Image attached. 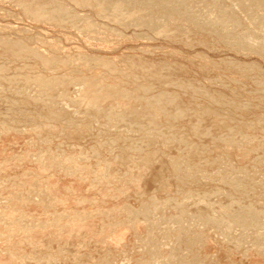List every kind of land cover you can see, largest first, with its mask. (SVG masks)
Returning a JSON list of instances; mask_svg holds the SVG:
<instances>
[{
  "label": "rangeland",
  "instance_id": "rangeland-1",
  "mask_svg": "<svg viewBox=\"0 0 264 264\" xmlns=\"http://www.w3.org/2000/svg\"><path fill=\"white\" fill-rule=\"evenodd\" d=\"M56 1L57 0H49V1L47 0L45 3H47V2L51 3V4L48 3L49 5H53L55 3H57V4L60 3L62 5H66V7L68 8L66 10V14L68 15V17L66 15L65 23L67 25L64 23H57L55 21L50 22L49 19H47V18H46L47 21H45V22L42 19H37V16L36 15L33 16V14L31 12H30L31 13L30 14L28 12L29 10L25 7L26 5H24V4H25L26 0L25 1H21V0H19V1L18 0H10V1L9 0H0V32H1L0 33V41H1L0 44L1 43L3 44L5 42V43H7V44L4 43L5 45H9V44L11 45L13 43L16 46L17 44H19L21 42V43H26V44L28 43V47H31V45L33 44L35 46V49L38 50L37 52H40L41 54L44 52V55H47V56H50V54H51L52 56H50V57H54L52 60L56 61L58 64V67L55 68V65L57 66V64H55L56 62H53L52 63L53 67L50 66V68H55V69L49 70V68H44V67L42 68V66H40L37 62H35L36 60H34V59L32 60L31 55H28L29 52H27V51L20 52L21 51L20 50L19 51L20 54L17 53L18 54V56H16L17 58H14L13 60H11V62L8 58L7 59L5 58V56H6V55H4L5 53L3 54L4 56L1 54L2 52L0 53V72L2 71V73H4L6 75L5 79H7V80H5V83L3 82V84H0V91L2 89L4 90V91L2 90V92L0 93L1 94L0 96H2L0 98V101L3 100V102L2 101L0 102V131H1L0 132V169H1L0 170V172H1L0 173L1 174L0 175L1 176L0 177V188L2 187L0 190L3 191V192L0 191V199L3 198V200H2L3 202L2 201L0 202V232H1L0 236L2 237V238L0 237V243H1L0 247L1 246L3 247V248H0V260L2 261L1 263L2 264H8L11 262L10 264H126L128 262L127 264H136V263L137 264H139V263L140 264H149V261H150V264H152L151 262L156 260L154 262H157L158 264H160V262H161V264H168V263L171 264L172 261H173L172 264L173 263H175V264H189V263L192 264L196 261L195 259L197 258L196 262H198V260H201L200 262L205 263L204 261L206 260V261H209V264H212V263L213 264H218V263L219 264H264V259H263L264 258V214H263L264 210H262V207H264V56H263L264 52L261 53V55L263 56L262 57L261 55L259 56L260 53L258 52V50L256 48H255L256 51H255V49L254 50L253 49L248 50L244 45H241V44H245L246 42L249 43V41L246 40L247 35H252V34L256 35V34H254L255 31L252 29L256 30V28H257V32L259 33L257 35V37L259 36V38L261 40H262V38L264 39V24L262 23L264 21V19H262L261 22H259L260 20H258L261 17V15H264V0H257V1L256 0H243V1L237 0V1H239V3L236 0H226L227 2L225 0H208V1L207 0H193V1L188 0L189 2H191V5H189V6H192V3H193V6H192L193 9L191 8V10L194 14L187 13L186 11H184L185 8H183V7L180 9L179 5H178L179 8L176 7L177 6V4H176V5H174V8H177V10L180 9L179 12H182L183 14L187 13L186 18H184V20H183V24L186 23L185 26H181V27L179 26L180 24L183 25L180 22V21H182V19L178 16L176 17V15L174 18L181 19L179 21L180 23H178L179 25L175 21H174V23H173V21H171L172 23H170L169 22L170 20L166 23L164 20H161V19L158 23L156 22L157 23L156 27H159V28L161 26V23H163V24L165 23L166 24V25L164 24L165 29L166 28L169 29L170 26L173 24L174 26L173 25H172L173 27L171 26V28H173V32H176V31L179 32V30L183 29L181 32H179V33L176 32L173 34H171L172 33L170 30L171 28L168 30L169 32L168 31L165 32V29L162 30L163 32L160 30H155L156 27L152 26L149 22H147V18L144 17V16H148V15H141V13L146 12L151 6L152 7L149 9V11H152V12H155V10L159 11L158 9H161V8H164V9L166 8V10L170 9V8H168L169 7L168 5H170L169 4L170 2H168L166 0H161V2H156V3H154V0H151V1L150 0H123L124 4L122 6L120 5V3L122 4L123 2L121 1L119 3L118 0H111V1L110 0H106V1H102V0L98 1L97 0V2L95 0V3L93 0V4H85V5L83 4V6H82V4H77V3L75 4L74 0H70V1L69 0H58L57 2ZM22 2H24V3H22ZM32 2H35V0H32ZM42 2L44 3V1H42ZM52 2H54V3L52 4ZM149 2H150V4H149ZM152 2L154 3V5ZM165 4H166V6H165ZM222 4H224V5H222ZM250 4L252 7L249 6ZM239 5L240 6L242 5L241 7H243V8H241ZM261 5H263V6H261ZM189 6H188V8H189ZM211 6H213V8H211ZM228 6L230 7V9L227 8ZM238 6L240 7L242 12L244 11V14L241 13V11L240 12L238 11V10H240V9H238ZM118 7H120V8H118ZM206 7H208V8H206ZM249 7L253 8V10L256 8L255 11L252 10L253 16H251V17H253V18H251L248 15V10H249L248 8ZM110 8H112V11ZM221 8H223V9H221ZM199 9H201V10H199ZM233 9L237 11V12L235 11L237 14L240 13L239 16L240 15L243 16L247 13L246 15L249 17H247L245 15V16H243V18L242 17L241 18L243 19V21H245V23L248 22L246 24L248 27L246 25L244 27L242 25H237V26L235 25V23H234L235 21L230 19L231 15L235 16V12ZM257 9L260 10L261 12H258ZM206 10L208 11V13ZM100 11H102V12H100ZM226 11H229L230 13L226 12ZM24 12H25V14H24ZM184 12H186V13H184ZM201 12H203V16H202ZM95 13H97V14H95ZM182 13H181V16H182ZM204 13H205V15L207 14V16H206L207 18L204 16ZM132 14H134V15H132ZM188 14H190V17H191V15H195V17L196 16L198 17L199 20L196 17L195 18L196 20L194 22H196L198 24L200 23L201 25L200 24L198 25L194 22L193 23L196 24L197 26H199L200 29L202 28L201 31H200V29L197 28L196 25L194 27L192 22L190 23V27L192 25L191 28L189 26H187L188 20L185 21V19H187V17H189V16H187ZM237 14L235 17L238 16ZM160 15L161 14H159L157 17L159 18L162 15H163V17H165L164 14H162L161 16ZM77 16L79 19L77 18ZM183 17H184V15H183ZM192 17H194V16H192ZM200 18H201V20H200ZM203 18H205L204 21H202ZM69 19H70V21L73 20L72 24L69 21L70 25H69V23H67V20H69ZM90 20H92V21H90ZM139 20H141V21H139ZM190 20H192V18ZM143 21H144V23H143ZM222 21L224 23L225 22L226 23L223 25ZM138 22H140V24H138ZM220 22L222 24H220ZM168 23L171 24V25H169V27H168ZM252 23H254L255 26H253ZM203 24H204V26H203ZM87 25H88V27H87ZM89 25H90V27H89ZM188 25H189V21H188ZM175 27L177 30H175ZM177 27H179V28H177ZM225 27L227 29H225ZM73 28H76V29L74 30ZM191 29H193V30L195 29L197 31L194 30L195 32L193 31L194 33L191 34V32H192ZM23 30H24V32H22ZM27 30H29V31L27 32ZM210 30H212V31H210ZM225 30H226V32H227V30H229V32L232 31L238 36L241 34L240 36H243V38L245 39L246 42L244 43L243 42L244 40H241L240 42H242V43H240V45H239L238 41H236L237 40L236 36L234 38H232L233 36L232 37L230 36L231 39H230V37L227 38L228 39L227 43L230 40V43L235 47L234 48L233 46H231L232 47L231 48L230 44L221 42L223 38L220 37V31L225 32ZM236 30H238V31H236ZM213 31L217 32V33H214ZM252 31H253V33H252ZM210 32H211V34H210ZM257 32H255V33H257ZM195 33H197V34H195ZM175 34H177V35H175ZM198 34L202 35L203 37L199 36ZM207 34H209V35H207ZM215 34H217L219 36V38ZM166 38H168V39H166ZM210 38L213 40H211ZM1 39H3V40H1ZM20 39H21V41H20ZM200 39L201 40L205 39L207 41V43L210 40V42L207 44L205 42V40H202V41H204V42L201 41L203 43L202 44L200 42ZM16 40L19 42L16 43L17 42ZM235 41L237 42V44ZM85 43H86V45H85ZM33 45H32V47H34ZM237 45L242 46V47H240L241 48L240 50H237L239 48V47H236ZM36 46H38L39 48ZM58 48H59V50H58ZM32 50H33V48H32ZM143 50L146 53H144ZM250 50H251V52L255 51L257 53H255V52L251 53ZM60 51H62V52L60 53ZM23 52H24V55H23ZM33 52H35V51L33 50ZM45 53H47V54H45ZM26 54H27V56H26ZM77 54L80 55L81 58L85 57L86 59L83 58V61H81L82 59L79 58V56ZM256 54H258V55H256ZM63 55H64V57H63ZM24 56L27 57L26 58L27 60H25ZM18 57H20V58H18ZM65 57H69L70 59H73V61L78 60L75 63L73 62V65H75L77 63H79V64H77V66L75 65V67H74L73 65H71L72 61L69 60L70 61V62L68 61L69 63L67 61H65V63L66 62L68 63L67 64L68 67L67 66L64 67V66H62L64 63L63 60L68 59ZM21 58H23V60H25L24 61L25 64L28 65L26 67L28 70L32 71L33 68H34V70H36V71L33 70L34 73L30 74V76L29 75L25 76V74L27 73L28 70L25 71L26 69L23 66L24 63L20 62V60H22ZM29 58L31 61L29 60ZM75 58H77V59H75ZM94 58H96L95 62L93 60ZM131 58H132V60H131ZM55 59H57V60H55ZM61 59H63L62 60L63 62L61 61ZM104 59L105 60L108 59V60L105 61ZM97 60L99 62L101 60V62L103 64H101V62L97 63ZM111 60H112V62H111ZM134 60H137L140 63H142L143 61L144 62L142 64H140ZM108 61H110V62H108ZM90 62H94L96 64H93V63L90 64ZM16 63H18V64H16ZM107 63L108 64L110 63L109 65H110V67H113L112 68L113 71L116 70L120 66L123 67L124 70H126V68H124V66H125V67H127V70L130 69L131 70L130 72L135 73L137 71L138 66H139V68H138V71L135 73L136 76L134 75L135 78L132 75H131V77L127 76L126 72H124L126 75H123L122 73H121L122 75H119V74L117 75L116 73H114V75H113V73H112V75H110L111 73H109V75H105L107 77H106V79H104V78H101V76H99L100 75L99 73H100V70H101V72L105 71L104 70L105 69L104 64H107ZM135 63L136 64L138 63V64L136 65ZM36 64H38L41 68L36 66ZM80 64H82V66H80ZM87 64L89 67L87 66ZM128 64H129L130 68L128 67ZM59 65H60V67H59ZM94 65H96V66H94ZM116 65H117V67H116ZM143 65L146 68L145 67L140 68V66H143ZM177 66H179V67H177ZM37 67H38V69H37ZM70 67L72 69H70ZM76 67H78V68H76ZM131 67L135 68L136 71H135V69H133ZM171 67H172V70H171ZM233 67H235V68H233ZM64 68H66V69H64ZM68 68L70 71H68ZM40 69H41V71H40ZM71 71H72V73H71ZM96 71H98L99 73L97 74ZM151 71H153V72H151ZM158 71H160V72H158ZM162 72H164V73H162ZM118 73H120V72H118ZM163 74H165V75H163ZM12 75H13V78L18 77V79H13ZM31 75H32V77H31ZM8 76H10V77H8ZM21 76L23 79L21 78ZM71 76H73V77H71ZM108 76H109V78H111V76H112V79H116V82L120 88H118V86H116L115 89L118 88V89H120V91H122L121 88H123L124 92L125 91H128V92H125L124 94H121L122 92H120V94H118L119 91L115 90V91H117V94H116V92L113 90L115 92V94L114 93L113 94L116 95L115 96L116 98L113 97L112 93H110L111 98L109 97V95H107L108 100L106 97L105 102H104L105 99L103 100L104 97L100 95V92H98L99 93L98 99L101 98L103 101L97 99V101H99L100 104L96 101L98 103V107H97V105L94 106V108H96V110H94V111H93L92 107L91 108L87 107L85 105V103L83 105L82 99H85V98H83V95H82L83 93L82 92H77L78 94L76 93L77 88L83 83V81H85V79H93L96 77L93 80L94 82H95V80L99 81L100 79L101 80L103 79L105 82V80L106 81L110 80V79H107ZM113 76L114 77L116 76V78H113ZM152 76L154 77L153 79L151 78ZM26 77H31L33 79L37 78L38 80L37 79H36V81L31 80V79L26 80ZM53 77H57V80H54V81H57V83H55V85H52L51 84L52 82L50 81V83L47 84L49 79L52 80ZM83 77H85V78H83ZM127 77H129V78H127ZM10 78L12 80H15V81L12 82V80ZM24 78H25V81H24ZM66 78L68 79V81ZM73 79L75 80V82ZM130 79H131V81H130ZM155 79H157V82H155L156 81ZM231 79H234V80H231ZM77 80H78V82H76ZM103 80H102V82H103ZM135 80H137L136 83H135ZM164 80H165V82H164ZM8 81L10 83H8ZM39 81H41V82H39ZM124 81H125V83H124ZM138 81H141V82H138ZM14 82H16V83H14ZM21 82H22V84H21ZM35 82H36V84H35ZM190 82H191V84H189ZM32 83H33V85H32ZM98 83H100V81ZM108 83H110V82H108ZM126 83L127 84H131V83L134 84L135 83V84L131 86V85H127ZM5 84H7V85H5ZM14 84H15V86H14ZM17 84H18V87H21V88L16 87ZM34 84H35V86H34ZM39 84H41V85H39ZM45 84H46V86H43ZM1 85H3L4 87ZM9 85H11V86H9ZM188 85H190V86H188ZM64 86H67V87L65 88ZM133 86L135 87V90L137 89L136 93L133 89L134 88ZM136 86L137 87L141 86V87L137 88ZM28 87H29V89H28ZM52 87H54V88H52ZM24 88H26V90H24ZM130 89H132L133 92ZM129 90H130V92H129ZM17 91H18V93H17ZM46 91L50 92V93L48 92L49 95L46 93L49 96V98L54 99V100L53 99L51 100L52 102L51 101L49 102V100H46V98L49 99L47 95L46 96L43 95V93ZM3 92H4V94H2ZM177 92H179L178 95L176 94ZM52 93H53V95H50ZM69 93H71V94H69ZM158 93H159V95H158ZM172 93H173V95H172ZM67 94L69 95V98H68ZM179 94H180V96H179ZM183 94L184 95L187 94L188 97L187 96L184 97ZM25 95H27V96H25ZM102 95H104V94H102ZM163 95L164 96L167 95L166 97L167 98L169 97V99L171 98L172 100L174 99V96H177V98L179 100L176 99V97H175L174 103L176 104V102L182 101L181 103H184V104H181L182 106L180 105V103L179 104L177 103L178 105H176V108H177V106L179 107V105H180V108H182L181 109L182 111L179 110L180 111L179 112L178 111L179 108L178 109L174 108L175 105H174V107H172V105L169 104L170 102H168L171 100L165 101V103L168 102L167 103L168 106L163 104V103L158 105L159 102L160 103L164 102V101H162V98L164 97ZM10 96H12V97H10ZM22 96L23 97L25 96V97L30 99V101H31L30 105H32L33 103L35 105L27 106L29 104L27 103V105H26L25 102H23L21 104ZM66 96H67V98H66ZM76 96L79 98H77ZM105 96H106V94H105ZM117 96L119 97V99ZM193 96H194V98H192ZM3 97H5V98L3 99ZM31 97H33V98H31ZM44 97H45V99H44ZM71 97L74 99H72ZM120 97H122V101L120 100ZM179 97H184V98H182L183 99L182 100ZM109 98H110V100H109ZM127 98H130V100L133 98L136 101V103H132V102H135L133 99L131 100L132 102H130V100H128ZM186 98H189V99L191 98L192 99L191 102H190V100H188V102H183L184 99H185V101H187ZM18 99H21V100H18ZM68 99H69V101H67ZM112 99H113V101H111ZM165 99L166 98L164 97L163 100H165ZM223 99H224V101H223ZM13 100L15 103H16V101L20 102V103L18 102L19 107L17 106L18 103H16L15 107L13 106V105H15L14 102H13L14 104L11 102ZM32 100H33V102H32ZM138 100L140 103L138 102ZM143 100H145L144 102H146L147 100L148 101L146 103L141 102ZM149 100L150 101L152 100L156 103L150 104ZM228 100H229V102H228ZM78 101H80V103H82V104H80ZM107 101L108 102L110 101V102L107 103ZM124 101H126V102H124ZM10 102H11V104H10ZM129 102H130V104H132V106L129 104ZM24 103H25V105L23 106ZM69 103H71V104H69ZM104 103H105V105H104ZM124 103H128V104H124ZM232 103H233V105H232ZM9 104H10V106H9ZM122 104L124 105V107H126V109L128 108L129 110L125 109L124 113H123V105ZM189 104L191 105V107L189 106ZM202 104H203V106H202L203 110L201 111V105ZM75 105H77L81 109L78 108L77 106L74 107ZM100 105H103V106L101 107ZM115 105H116V107H113ZM128 105L131 106V107L129 106L130 108H132L133 106H134V108H132L130 110ZM163 105H165V107ZM169 105H171L170 108H169ZM197 105H198V107H197ZM205 105L206 106L210 105V106L206 107ZM82 106H84V107H82ZM120 106H122V107H120ZM135 106L136 107L138 106L137 107L138 110H136ZM162 106H163V108H162ZM204 106H205V108H204ZM147 107H148V109H146V110H150V107H151L152 112L147 111L148 115L150 114L149 115L150 118L143 120L142 117L145 118V116H147L146 115L147 112L144 111L145 108H147ZM187 107H188V109H187ZM189 107L190 108L193 107L192 109H194V110L191 111V109ZM209 107H210V109L212 108L211 109L212 112H211V110H209ZM18 108L21 110L20 112L23 114L18 112L19 111ZM22 108L24 109L23 111H22ZM87 108L92 110V111H90L91 113L86 110ZM97 108L98 109L104 108L105 111L102 109L103 114H105L107 116L102 115V110H100L101 111L100 114H99V110H98V113H97L98 115L95 113V115H97V116H92L91 114L94 115V112L97 111ZM51 109L55 110V112L59 113V114L53 113L54 114L53 115L51 112L52 111ZM139 109L141 111H139ZM189 109H190V111H189ZM213 110H214V113L217 111L215 113L216 115L213 114ZM121 111H122V113H121ZM126 111H127V116H132V118L131 117L130 118H131L132 122L134 123V125L129 120L130 118L125 116ZM128 111L129 112L132 111L131 112L132 114L130 113L131 114L130 115ZM157 111H160L161 114L163 112V114H162V116L164 115L163 119H162L161 114H158ZM193 111H194V113H193ZM204 111L206 112L205 114H204ZM47 112L48 113L51 112L50 114L53 115V117L51 116L53 119L57 118V117L58 118L56 120L52 119L53 121L51 119H47V120H45L47 122L46 123L43 120V117L44 118L47 117L45 115V114L48 115ZM68 112H70V113L68 114ZM104 112H106V113H104ZM133 112L138 113L137 116H141V112H144V113H142L143 115L145 114V116L142 115L141 117H139L142 120V121H140L141 123L139 122V118L135 116L136 118H138V121L135 118L136 119L135 121H137V123L139 122L138 125H135L136 122L133 121L134 120L133 119V116H134ZM169 112H170V114L167 115ZM191 112L194 114L193 116L196 118L195 120H193L194 119L193 116H192L193 119L190 118L192 115ZM200 112H203V114ZM136 113H135V115H136ZM207 113H209L210 115ZM60 114H62V115L60 116ZM87 114L88 115L90 114V115L88 116ZM114 114H115V116H114ZM120 114H123V115L120 116ZM197 114H200V117L203 118L202 121L200 120L201 118ZM211 114H213V115H211ZM56 115H59V116H56ZM187 115L189 117L186 118ZM196 115L198 116L199 119L197 118ZM202 115H203V117H202ZM204 115L213 116V118L210 119L209 116L204 117ZM54 116H56V117H54ZM99 116H101V117H99ZM153 116H155V117H153ZM48 117H50V116L48 115ZM97 117L99 118V120H97L98 119ZM103 117H105V121H104ZM120 118H121V120H120ZM208 118L211 121V122L209 121L210 124L208 123ZM77 119H79V120H77ZM154 119H155V121H154ZM159 119H161V120H159ZM171 119H172V121H171ZM187 119H190V120L186 121ZM233 119L235 122L233 121ZM148 120L150 122H148ZM179 120H180V122L181 121L183 122V123L181 122L183 125L180 124V122H178ZM183 120H185L186 122H184ZM12 121L14 124L12 123ZM55 121L57 122V124ZM156 121L159 125L155 123ZM215 121H216V123H215ZM220 121L222 123H219ZM230 121H232V122H230ZM84 122H85V124H84ZM107 122H109V123H107ZM128 122H129V124H128ZM146 122H148L147 123L148 126L150 125L149 126L150 129L145 124ZM152 122H153L154 126L151 125ZM203 122H205V123H203ZM229 123H231V124H229ZM208 124L210 127L208 126ZM116 125H118V126H116ZM145 126H146V129H145ZM155 126L157 127V129ZM225 126H227V127H225ZM235 126H237V127H235ZM42 127H43V129H42ZM117 127H118V129H117ZM167 127H169V128H167ZM242 127L245 131L242 129ZM245 127H247V128L245 129ZM151 128H152V132L150 131ZM179 128H180V130H179ZM26 129H28V130H26ZM123 129L125 132L123 131ZM210 129L213 133L210 131ZM216 129L217 130L220 129L221 131L219 130V132L217 134L216 132H214V130H216ZM236 129L238 131H236ZM13 130H14V132H13ZM46 130H48V132ZM191 130H193V133ZM85 131H87V132H85ZM159 131L161 133H159ZM96 132H98L100 134H98ZM139 132H141V135ZM145 132H147L146 133L147 135H145ZM182 132H184V133H182ZM85 133L87 134V136ZM91 133H92V135H91ZM152 133H154V134H152ZM177 133H179V134H177ZM32 134H34V135L32 136ZM160 134H162V135H160ZM164 134H165V136H164ZM203 134H204V136H203ZM6 135H7V137H9L8 135H10L11 137L13 135V137H17V138H19V139L21 138V139H20V141H18L19 140L18 139L14 142L13 140L15 138L12 140L13 137L12 138L5 137L6 139L5 138L4 139L6 140L7 143L11 142V145H9V144L5 143V140H3V137ZM88 135H90L91 137ZM212 135H214V136H212ZM40 136L41 137L44 136L46 138L42 137V139H41ZM167 136H169L168 137V139L170 138L169 140L167 139ZM161 137L163 138V140ZM203 137L204 138L207 137V138L204 139ZM233 137H235V138H233ZM54 138H56V141L54 140ZM7 139H9V141H7ZM52 139H53V141H52ZM102 139H103V143H102ZM171 139L173 140V142ZM206 139L207 140L209 139V140L207 141ZM240 139L242 141L244 140L243 143ZM21 140H23V141L21 142ZM192 140H193V142H192ZM13 142L15 143V145ZM17 142H19V143L17 144ZM60 142H62V143H60ZM124 142L125 143L127 142V144H126L127 147H124L125 145H123V147L121 146L122 144H125ZM180 142H182V143H180ZM215 142L216 143L218 142V143L216 144ZM244 142H245V144H244ZM51 143H52V145H51ZM66 143H67V146H66ZM88 143H90V144H88ZM129 143H130L129 146H131V147L128 146ZM149 143H151V144L149 145ZM12 144H13V146H12ZM16 144L18 145L17 147H16ZM26 144H28V145H26ZM84 144H86V145H84ZM137 144H139L138 145L139 147L137 146ZM62 145L65 147H63ZM160 145H161V147H160ZM85 146H87V147H85ZM89 146H90V148H89ZM156 146H158V147H156ZM120 148H122V150ZM58 149H60V150H58ZM135 149H136V151H135ZM66 150H69V151H66ZM125 150L127 152H125ZM171 150H173L174 152ZM189 151L191 153H189ZM126 153H128V154H126ZM54 154H55V156H54ZM200 154H202V155H200ZM45 155H47V156H45ZM185 155H186V157H185ZM31 156H33V157H31ZM47 157H48V159H47ZM73 157L75 158L76 161L74 160ZM126 157H128L127 160H126ZM96 158H97V160H96ZM51 159H53V160H51ZM123 159H125V160H123ZM73 160H74V162H73ZM81 161H83V162H81ZM169 161L172 162L173 164L170 163ZM192 161H193V163H192ZM120 162H121V165H119ZM68 163H70V165ZM75 163L76 164L79 163L80 164L79 167L82 166V169L78 167L80 170H77L78 165L76 166ZM174 163H176V164H174ZM5 164L6 165L8 164L7 166L9 168H7V166H5ZM42 164H44V165H42ZM73 164L76 166V168H75L76 170L74 169ZM129 164L131 166L132 165L133 166L131 167ZM122 165H123V168H122ZM188 166H189V168H188ZM185 167H186V169H185ZM61 168H62V170H60ZM86 168H88V169H86ZM190 168H191V170H190ZM50 170H52V171H50ZM83 170H84V172H83ZM186 170H187V172H186ZM25 171H27L26 172L27 174H25ZM173 171H174V173H173ZM194 171H195V173H194ZM28 172H29V174H28ZM34 173H35V175H34ZM76 173H77V175H76ZM121 173H123V174H121ZM137 173H138V175H137ZM7 174H8V176H7ZM151 174L153 177H151ZM74 175H76V176H74ZM203 175H205V176H203ZM133 176L135 177V179H134L135 182L133 181V178H134ZM148 176H149V178H151L152 184L151 183L150 184L152 187H148V185L145 184L147 181L144 184L140 183L141 181H139V180L136 181L137 179H140V178L144 179V181H145L148 178ZM131 177H133V178H131ZM170 178H172V179H170ZM181 178L183 179V181ZM190 178H192V179H190ZM251 178H253V179L251 180ZM178 180H179V182H178ZM28 182H29V184H28ZM79 182H80V184H79ZM24 183H27V184H24ZM44 183H45V185H44ZM70 183H71V185H69ZM54 184H56V185H54ZM100 184H102V185H100ZM242 184H244V185H242ZM155 185H157V186H155ZM180 185H183L184 187L180 186ZM95 187H96V189H95ZM155 187H156V189H154ZM40 188H41V190H40ZM50 188H52V189H50ZM87 188H89V189H87ZM53 189L58 190V196L56 194L57 192H55L56 190H54L55 196L57 197V199L55 198L56 201L55 200L53 201V198L50 199V201L48 203V204H50L49 206H48V204H43L42 208H44V209L39 207V205L36 206V204L34 206H33V204H31L33 208L28 207L24 204L25 202L29 203L31 201L30 199L32 197L36 198V197H39L40 195L42 196L44 194V193H42L44 190L52 192ZM5 190H7V192ZM30 190L33 192L31 193ZM19 191H21V192H19ZM105 191H106V193H105ZM147 192L149 195L147 194ZM30 193H31V195H30ZM4 195H5V198L8 197V200L6 198L7 201L5 200ZM59 195L61 196V198ZM150 196H151V198H150ZM10 197L11 198L15 197L14 201L12 198V202L13 203L16 202L18 204L12 205ZM42 197H45V196L43 195ZM22 198H24V199L28 198L27 199L28 201L27 200L25 201ZM82 200H83V202H82ZM203 200H205V201H203ZM4 201L6 204L4 203ZM22 201L24 203H22ZM36 201L37 202H35V203H38V199H36ZM39 201H41V200H39ZM47 201H48V199H47ZM51 202H57L58 205L54 204L55 205L54 206L53 204H51ZM143 203H145V204H143ZM64 204H65V206H64ZM167 204H168V206H167ZM31 205H29V206H31ZM261 205H262V207H261ZM150 206H151V208H150ZM12 207H13V209H12ZM19 207L21 210L18 209ZM48 207H49V209H48ZM182 207H183V209H182ZM194 207H197V208H194ZM51 208L52 209L55 208V209L52 210ZM146 208L149 210H147ZM238 208H239V210H238ZM192 209L195 212H192ZM195 209H197V210L200 209L199 212L200 213L202 212L201 215L199 212H198L199 213L198 214ZM23 210L26 212H22ZM182 210H184V211H182ZM144 211H145V213H144ZM37 212H38V214H37ZM99 212H101L103 214H101ZM211 212H213V213H211ZM32 213H34V214H32ZM130 213H132V214H130ZM67 215H69V216H67ZM208 215L212 219L210 218L209 221H206L205 219H209ZM71 216H72V218H70ZM122 216H123V218H122ZM129 216H130V218H129ZM153 216H155V217H153ZM248 216H249V218H248ZM101 217L103 219H101ZM124 218L126 219V221ZM241 218H242V221H241ZM246 218H248V220ZM111 219L112 220L114 219V220L111 221ZM130 219H132V220H130ZM237 219H239L240 221ZM55 220H57V221H55ZM103 220H105L106 222L105 221L103 222ZM149 220H152L153 222L152 221L149 222ZM128 221H129V223H128ZM22 222L24 223V225ZM30 222H32V223H30ZM47 222H48V224H46ZM90 222H93V224H98V226L94 225V227H93L92 226L93 224L88 225V224H90ZM94 222H96V223H94ZM118 222H120V223H118ZM176 222H177V224H176ZM245 222L248 224H246ZM40 223L41 224L43 223V224L41 225ZM85 224L88 225L87 228H85L86 227ZM114 224L117 226L115 227ZM173 224H174V226H173ZM80 225H83L85 227H81ZM111 225H112V227H111ZM150 225H151V227H150ZM113 226H114V228H113ZM44 227H46V228H44ZM39 228L42 230H40ZM149 228H150V230H149ZM26 230H28V231H26ZM46 230L48 232H46ZM29 231L32 234H30ZM182 231H185V233H183ZM25 232H27V233H25ZM35 236H37V237L35 238ZM53 236H55V238ZM184 236H185V238H184ZM13 239H14V242H13ZM240 239H241V241H239ZM17 240H18V242H17ZM149 240H151V241H149ZM43 241H44V243H43ZM64 241L67 243H65ZM145 241H147V242L145 243ZM2 242H3V244H2ZM53 243H55V244L53 245ZM147 243L151 247H149L147 245ZM187 243H188V245H187ZM210 243H211V245H210ZM142 244H144V245H142ZM5 245H6V247H4ZM67 245H69V246H67ZM141 246H144V248ZM209 246H210V248H209ZM67 247H69V248H67ZM67 249H69V250H67ZM123 249H126V250H123ZM147 251H150V252L147 253ZM242 252H244V253L242 254ZM149 253H151L150 254L151 257H149L150 256ZM190 254H192V255L190 256ZM214 254H215L216 258L214 257ZM75 255H76V257H75ZM133 255H137V257L136 256L133 257ZM186 255H188V256H186ZM210 255L211 256L213 255L211 257V260H210ZM4 256H6V257H4ZM190 257H191V259H190ZM201 257L203 259H201ZM150 258L153 260H149ZM184 258L187 259V261H185ZM131 259H133V260H131ZM188 259H190V260L188 261ZM193 259H194V262H192ZM3 260L5 261V263H3ZM174 260L176 262H174ZM217 260H218V262H217ZM163 261H164V263H163ZM215 261H216V263H215ZM205 264H208V262H206Z\"/></svg>",
  "mask_w": 264,
  "mask_h": 264
},
{
  "label": "bare ground",
  "instance_id": "bare-ground-1",
  "mask_svg": "<svg viewBox=\"0 0 264 264\" xmlns=\"http://www.w3.org/2000/svg\"><path fill=\"white\" fill-rule=\"evenodd\" d=\"M9 1H10V0H9ZM18 1H19V0H18ZM21 1H25V0H21ZM42 1H44V3H43ZM46 1H47V0H41V1H40V0H35V2H32V0H26V2H25L24 5H26L25 7L29 10V11H28L29 13L31 12V13L33 14V16H34V15L37 16V19H42V20H44V22L47 21V19H49L50 22L55 21V22H57V23H64V24H66V23H65V21H66L65 17H66V15H67V14H66V10L68 9V8L66 7V5H62V4H60V3H58V4H57V3L53 4L55 1L52 2L53 5H49V4H51V3H49V2L45 3ZM48 1H49V0H48ZM57 1H58V0H57ZM57 1H56V2H57ZM69 1H70V0H69ZM74 1H75V4H76V3H77V4H82V6H83V4H84V5H85V4H93V0H74ZM98 1H99V0H98ZM102 1H106V0H102ZM102 1H101V2H102ZM110 1H111V0H110ZM118 1H119V3H120L121 1L123 2V0H118ZM150 1H151V0H150ZM166 1L170 2V3H169L170 5H168V6H169L168 8H170V9H167V10H166V8H165V9H164V8H161V9H158L159 11H156V10L154 9L155 12H152V11H149V9L152 7V6L150 5L151 7L149 6L150 8H149L146 12L141 13V15H148V16H144L145 18H147V22H149L152 26L156 27V24L160 21V19H161V20H164L165 23L168 22V21L170 20V21H169L170 23H172L171 21H173V23H174V21H175L177 24L180 23V22L183 24V20H184V18H186V14H187V13L194 14V13L192 12V10H191V8H192V6H193V3H192V6H189V5H191V2H189L188 0H166ZM190 1H191V0H190ZM192 1H193V0H192ZM207 1H208V0H207ZM225 1H226V0H225ZM236 1H237V0H236ZM236 1H235V2H236ZM242 1H243V0H242ZM256 1H257V0H256ZM13 2H14V1H13ZM50 2H51V1H50ZM96 2H97V0H96ZM156 2H161V0H160V1H159V0H154V3H156ZM163 2H164V1H163ZM195 2H196V1H195ZM205 2H206V1H205ZM226 2H227V1H226ZM226 2H225V3H226ZM237 2L239 3V1H237ZM248 2H249V1H248ZM262 2H263V1H262ZM17 3H18V2H17ZM22 3H24V2H22ZM33 3H34V4H33ZM48 3H49V4H48ZM94 3H95V0H94ZM134 3H135V2H134ZM152 3H153V2H152ZM154 3H153V5H154ZM171 3H172V4H171ZM230 3H231V2H230ZM244 3H245V2H244ZM258 3H259V2H258ZM73 4H74V3H73ZM105 4H106V3H105ZM123 4H124V2H123L122 4L120 3L121 6H122ZM131 4H132V3H131ZM149 4H150V2H149ZM176 4H177L176 7L179 8V6H180V9H181L182 7L185 8L186 10L184 9V11H186L187 13L184 12V13H186V14H183L182 12H179L180 9L177 10V8H174V5H176ZM201 4H202V3H201ZM209 4H210V3H209ZM226 4H227V3H226ZM145 5H146V4H145ZM147 5H148V4H147ZM158 5H159V4H158ZM160 5H161V4H160ZM178 5H179V6H178ZM204 5H205V4H204ZM210 5H211V4H210ZM222 5H224V4H222ZM230 5H231V4H230ZM232 5H233V4H232ZM243 5H244V4H243ZM246 5H247V4H246ZM103 6H104V5H103ZM112 6H113V5H112ZM115 6H116V5H115ZM134 6H135V5H134ZM161 6H162V5H161ZM163 6H164V5H163ZM165 6H166V4H165ZM188 6H189V8H188ZM198 6H199V5H198ZM239 6H240V5H239ZM239 6H238V9H240V7H241L242 5H241L240 7H239ZM249 6H251V4H250ZM261 6H263V5H261ZM68 7H69V6H68ZM79 7H80V6H79ZM96 7H97V6H96ZM109 7H110V6H109ZM156 7H157V6H156ZM208 7H209V6H208ZM208 7H206V8H208ZM233 7H234V6H233ZM247 7H248V6H247ZM251 7H252V6H251ZM251 7L248 8V9H249V10H248V15H249L250 17L253 16V14H252V10H253V8H251ZM253 7H254V6H253ZM26 8H25V9H26ZM93 8H94V7H93ZM118 8H120V7H118ZM147 8H148V7H147ZM196 8H197V7H196ZM203 8H204V7H203ZM211 8H213V6H211ZM223 8H224V7H223ZM223 8H221V9H223ZM227 8L230 9L229 6H228ZM241 8H243V7H241ZM84 9H85V8H84ZM95 9H96V8H95ZM110 9H111V11H112V8H110ZM145 9H146V8H145ZM192 9H193V8H192ZM245 9H246V8H245ZM245 9H244V10H245ZM255 9H256V8H255ZM255 9H254L253 11H255ZM260 9H261V8H260ZM1 10H2V9H1ZM23 10H24V9H23ZM119 10H120V9H119ZM137 10H138V9H137ZM143 10H144V9H143ZM151 10H152V9H151ZM199 10H201V9H199ZM208 10H209V9H208ZM219 10H220V9H219ZM233 10H234V9H233ZM257 10H258V9H257ZM25 11H26V10H25ZM97 11H98V10H97ZM139 11H140V10H139ZM197 11H198V10H197ZM206 11H207V10H206ZM229 11H230V10H229ZM229 11H226V12H229ZM231 11H232V10H231ZM235 11H236V10H234V12H235ZM238 11L240 12L241 9L238 10ZM100 12H102V11H100ZM120 12H121V11H120ZM136 12H137V11H136ZM236 12H237V11H236ZM236 12H235V16H236V14H237ZM258 12H261V11L258 10ZM31 13H30V14H31ZM181 13H182V16H181ZM201 13H202V16H203V12H201ZM207 13H208V11H207ZM229 13H230V12H229ZM241 13L244 14V11H243V12L241 11ZM24 14H25V12H24ZM30 14H29V15H30ZM72 14H73V13H72ZM95 14H97V13H95ZM111 14H112V13H111ZM159 14H161V15L164 14L165 17H163V15H162V16L160 15L161 17L158 18L157 16H158ZM178 14H179L180 16H179ZM190 14H188L187 16L190 17ZM216 14H217V13H216ZM239 14H240V13H239ZM239 14H237V15H238L237 17L231 15V16H230V19H232V20L235 21L234 23H235L236 26H237V25H242V26L244 27L248 22L245 23V21H243L242 18H243V16H245L247 13H246L245 15H243V16H241V15L239 16ZM260 14H261V13H260ZM74 15H75V14H74ZM130 15H131V14H130ZM132 15H134V14H132ZM175 15H176V17H177V16L180 17V18L182 19V21H180L181 19H178V18L176 19V18H174ZM183 15H184V17H183ZM221 15H222V14H221ZM255 15H256V14H255ZM97 16H98V15H97ZM135 16H136V15H135ZM192 16H194V17H192ZM202 16H201V17H202ZM204 16L206 17L207 14L205 15V13H204ZM246 16H247V15H246ZM249 16H247V17H249ZM67 17H68V15H67ZM133 17H134V16H133ZM142 17H143V16H142ZM182 17H183V18H182ZM189 17H187V19H185V21H187V20L189 21V25H188V21H187V26L190 27V23L192 22L193 26L195 27V25L198 24V23L194 22V21L196 20L195 18H196L197 16L195 17V15H191V17H190V18H189ZM241 17H242V18H241ZM247 17H246V18H247ZM46 18H47V19H46ZM72 18H73V17H72ZM75 18H76V17H75ZM77 18H78V16H77ZM80 18H81V17H80ZM107 18H108V17H107ZM191 18H192V20H190ZM193 18H194V19H193ZM206 18H207V17H206ZM251 18H253V17H251ZM78 19H79V18H78ZM81 19H82V18H81ZM113 19H114V18H113ZM197 19H198V17H197ZM204 19H205V18H203L202 21H204ZM247 19H248V18H247ZM262 19H264V15H261V17L258 19V20H260L259 22H261ZM74 20H75V19H74ZM76 20H77V19H76ZM84 20H85V19H84ZM130 20H131V19H130ZM198 20H199V19H198ZM200 20H201V18H200ZM29 21H30V20H29ZM39 21H40V20H39ZM69 21H70V19L67 20V23H69ZM72 21H73V20H72ZM72 21H70L71 24H72ZM81 21H82V20H81ZM90 21H92V20H90ZM122 21H123V20H122ZM139 21H141V20H139ZM179 21H180V22H179ZM31 22H32V21H31ZM33 22H34V21H33ZM93 22H94V21H93ZM156 22H157V23H156ZM193 22L196 23V24H194ZM231 22H232V21H231ZM88 23H89V22H88ZM143 23H144V21H143ZM165 23H164V24H165ZM170 23H168V27H169V25H171ZM176 23H175V24H176ZM222 23H223V25H224L226 22L224 23V22L222 21ZM222 23L220 22V24H222ZM255 23H256V22H255ZM262 23L264 24V21H263ZM262 23H261V24H262ZM37 24H38V23H37ZM121 24H122V23H121ZM126 24H127V23H126ZM134 24H135V23H134ZM138 24H140V22H138ZM164 24L161 23V26H162V25L164 26ZM185 24H186V23H184L183 25H181V24H180V25L178 24V25L181 27V26H185ZM199 24H200V23H199ZM199 24H198V25H199ZM252 24H253V26H255L254 23H252ZM257 24H258V23H257ZM57 25H58V24H57ZM66 25H67V24H66ZM69 25H70V23H69ZM79 25H80V24H79ZM123 25H124V24H123ZM141 25H142V24H141ZM165 25H166V24H165ZM172 25H173V24H172ZM172 25H171V26H172ZM200 25H201V24H200ZM158 26H159V25H158ZM161 26H160V28H159V27H156L157 29L155 28V30H160V31H162L163 29H165V26H164V27H163V26L161 27ZM171 26H170V28H171ZM173 26H174V25H173ZM173 26H172V27H173ZM175 26H176V25H175ZM187 26H186V27H187ZM196 26H197V25H196ZM203 26H204V24H203ZM228 26H229V25H228ZM228 26H227V27H228ZM246 26H247V25H246ZM77 27H78V26H77ZM87 27H88V25H87ZM89 27H90V25H89ZM94 27H95V26H94ZM191 27H192V25H191ZM191 27H190V28H191ZM209 27H210V26H209ZM247 27H248V26H247ZM247 27H246V28H247ZM69 28H70V27H69ZM85 28H86V27H85ZM170 28H169V29H170ZM177 28H179V27H177ZM197 28L200 29L199 26H197ZM197 28H196V29H197ZM211 28H212V27H211ZM239 28H240V27H239ZM249 28H250V27H249ZM261 28H262V27H261ZM25 29H26V28H25ZM73 29L75 30L76 28H73ZM83 29H84V28H83ZM83 29H82V30H83ZM94 29H95V28H94ZM166 29H167V30H166ZM166 29H165V32L169 30L168 28H166ZM181 29H182V28H181ZM185 29H186V28H185ZM185 29H184V30H185ZM198 29H197V30H198ZM201 29H202V28H201ZM201 29H200V31H201ZM206 29H207V28H206ZM225 29H227V28L225 27ZM80 30H81V29H80ZM85 30H86V29H85ZM85 30H84V31H85ZM90 30H91V29H90ZM170 30H171V32H172L171 34L178 32V31L173 32V28H171ZM175 30H177L176 27H175ZM182 30H183V29H182ZM182 30H179V32H181ZM194 30H195V29H194ZM194 30L191 29V31H192L191 34L194 33L195 31H197V30H195V31H194ZM215 30H216V29H215ZM252 30H254L255 32H257V28H256V30H255V29H252ZM28 31H29V30H27V32H28ZM97 31H98V30H97ZM99 31H100V30H99ZM107 31H108V30H107ZM117 31H118V30H117ZM193 31H194V32H193ZM206 31H207V30H206ZM210 31H212V30H210ZM236 31H238V30H236ZM241 31H242V30H241ZM22 32H24V30H23ZM162 32H163V31H162ZM168 32H169V31H168ZM168 32H167V33H168ZM179 32H178V33H179ZM189 32H190V31H189ZM213 32H214V31H213ZM255 32H254V34H256V35H253V34H252V35H247V34H246V35H247L246 40L249 41V43H248V42L245 41V39L243 38V36H240L241 34H240L239 32H238V33H239L240 35L238 36V35H236V34H235L234 32H232V31L229 32V30H227V32H226V30H225V32L220 31V37L223 38L221 42L227 43V40H228L227 38H229L230 36H231V37L233 36L232 38H234V37L236 36V39H237L236 41H238V44H239V45H240V43H242V42H240V41H241V40H244L243 42H244V43L246 42V43H245V44H241V45H244L248 50H249V49H253V50H254V49L256 48V49L258 50V52L260 53V54H259V56H260L261 53L264 52V39L262 38V40H261V39L259 38V36L257 37V35H258L259 33H258V32L255 33ZM0 33H1V32H0ZM75 33H76V32H75ZM178 33H177V34H178ZM214 33H217V32H214ZM214 33H213V34H214ZM229 33H230V34H229ZM238 33H237V34H238ZM247 33H248V32H247ZM252 33H253V31H252ZM82 34H83V33H82ZM169 34H170V33H169ZM171 34H170V35H171ZM177 34H175V35H177ZM195 34H197V33H195ZM200 34H201V33H200ZM210 34H211V32H210ZM90 35H91V34H90ZM92 35H93V34H92ZM121 35H122V34H121ZM150 35H151V34H150ZM154 35H155V34H154ZM189 35H190V34H189ZM198 35H199V34H198ZM207 35H209V34H207ZM207 35H206V36H207ZM215 35L219 38V36H218L217 34H215ZM107 36H108V35H107ZM123 36H124V35H123ZM166 36H167V35H166ZM196 36H197V35H196ZM199 36H202V35H199ZM260 36H261V35H260ZM21 37H22V36H21ZM35 37H36V36H35ZM40 37H41V36H40ZM40 37H39V38H40ZM149 37H150V36H149ZM168 37H169V36H168ZM202 37H203V36H202ZM231 37H230V39H231ZM26 38H27V37H26ZM28 38H29V37H28ZM37 38H38V37H37ZM93 38H94V37H93ZM97 38H98V37H97ZM110 39H111V38H110ZM128 39H129V38H128ZM166 39H168V38H166ZM190 39H191V38H190ZM210 39H211V38H210ZM215 39H216V38H215ZM1 40H3V39H1ZM7 40H8V39H7ZM29 40H30V39H29ZM36 40H37V39H36ZM46 40H47V39H46ZM89 40H90V39H89ZM93 40H94V39H93ZM142 40H143V39H142ZM187 40H188V39H187ZM202 40H205V39H202ZM202 40L200 39V42H201ZM211 40H213V39H211ZM223 40H224V41H223ZM225 40H226V41H225ZM4 41H5V40H4ZM16 41H17V40H16ZM20 41H21V39H20ZM24 41H25V40H24ZM39 41H40V40H39ZM47 41H48V40H47ZM96 41H97V40H96ZM105 41H106V40H105ZM173 41H174V40H173ZM236 41H235V42H236ZM0 42H1V41H0ZM18 42H19V41H17L16 43H18ZM70 42H71V41H70ZM153 42H154V41H153ZM192 42H193V41H192ZM202 42H204V41H202ZM202 42H201V43H202ZM205 42L207 43L206 40H205ZM209 42H210V40L208 41V43H209ZM4 43H5V42H4ZM4 43H3V44H4ZM20 43H21V42H20ZM20 43L17 44L16 46H15V44H13V43H12L13 45H12V44L10 45L9 43H8L9 45H5V44H7V43H5V44L3 45V44L1 43L2 45L0 44V49H1V50H0V53L2 52V53H1L2 55L5 53V54H4V55H6L5 58H6V59L8 58V59L10 60V62H11V60H13L14 58H17V57H16V56H18L17 53L20 54V52H22V51H24V52L27 51V52H29V54H28V53H27V54H28V55H31L32 60H33V59L36 60L35 62H37L40 66H42V68H43V67H44V68H49V70H50V69H55L56 67H58L57 62L54 61V60H52L54 57H50V56H52L51 54H50V56H47V55H44V52H43L42 54H41L40 52H37L38 50L35 49V46L32 44L34 47H32V45H31V47H32L33 50L35 51V52H33L32 48H31V47H28V43H27V44H26V43H21V44H20ZM31 43H32V42H31ZM31 43H30V44H31ZM39 43H40V42H39ZM42 43H43V42H42ZM173 43H174V42H173ZM201 43H200V44H201ZM206 43H205V44H206ZM208 43H207V44H208ZM46 44H47V43H46ZM202 44H203V43H202ZM212 44H213V43H212ZM227 44H230V47L233 46V45L230 43V40H229V42H228ZM236 44H237V42H236ZM43 45H44V44H43ZM51 45H52V44H51ZM54 45H55V44H54ZM85 45H86V43H85ZM187 45H188V44H187ZM239 45L236 46V47H239L237 50H240V49H241L240 47H242V46H239ZM92 46H93V45H92ZM36 47H38V46H36ZM48 47H49V46H48ZM112 47H113V46H112ZM233 47H234V46H233ZM38 48H39V47H38ZM53 48H54V47H53ZM231 48H232V47H231ZM234 48H235V47H234ZM48 49H49V48H48ZM51 49H52V48H51ZM109 49H110V48H109ZM242 49H243V48H242ZM256 49H255V51H256ZM20 50H21V51H20ZM40 50H41V49H40ZM58 50H59V48H58ZM116 50H117V49H116ZM133 50H134V49H133ZM160 50H161V49H160ZM248 50H247V51H248ZM19 51H20V52H19ZM143 51H144V50H143ZM166 51H167V50H166ZM245 51H246V50H245ZM255 51H252V52H255ZM24 52H23V55H24ZM41 52H42V51H41ZM45 52H46V51H45ZM61 52H62V51H60V53H61ZM152 52H153V51H152ZM167 52H168V51H167ZM250 52H251V50H250ZM252 52H251V53H252ZM36 53H37V54H36ZM55 53H56V52H55ZM144 53H146V52L144 51ZM255 53H257V52H255ZM27 54H26V56H27ZM45 54H47V53H45ZM48 54H49V53H48ZM58 54H59V53H58ZM263 54H264V53H263ZM4 55H3V56H4ZM23 55H22V56H23ZM77 55H78V54H77ZM82 55H83V54H82ZM84 55H85V54H84ZM256 55H258V54H256ZM58 56H59V55H58ZM69 56H70V55H69ZM78 56H79V58H81L80 55H78ZM97 56H98V55H97ZM261 56H262V55H261ZM263 56H264V55H263ZM263 56H262V57H263ZM24 57H25V56H24ZM24 57H23V58H24ZM31 57H30V58H31ZM63 57H64V55H63ZM131 57H132V56H131ZM5 58H4V59H5ZM18 58H20V57H18ZM23 58H21L22 60H20V62L24 63L23 66H24V68L26 69L25 71H27L28 69H27L26 67H27L28 65H26L25 62H24L25 60H27V59H26L27 57H25V60H23ZM30 58H29V60H30ZM65 58H68V59H66V60L61 59V61H62V60L64 61L63 65H62V66H64V67H66V66L68 67L67 64H68L70 61H72V62H71V63H72L71 65H73V62L75 63V62L78 61V60H77V61H73V59H70L69 57H65ZM83 58L86 59L85 57H83ZM83 58H81V59H82L81 61H83ZM104 58H105V57H104ZM118 58H119V57H118ZM121 58H122V57H121ZM6 59H5V60H6ZM75 59H77V58H75ZM75 59H74V60H75ZM89 59H90V58H89ZM95 59H96V58L93 59L94 62H95ZM112 59H113V58H112ZM135 59H136V58H135ZM15 60H16V59H15ZM15 60H14V61H15ZM55 60H57V59H55ZM69 60H70V61H69ZM104 60H105V59H104ZM107 60H108V59H107ZM107 60H105V61H107ZM121 60H122V59H121ZM131 60H132V58H131ZM7 61H8V60H7ZM16 61H17V60H16ZM30 61H31V60H30ZM61 61H60V62H61ZM63 61H62V62H63ZM65 61H67V62L69 61V62H68V63H67V62L65 63ZM86 61H87V60H86ZM86 61H85V62H86ZM91 61H92V60H91ZM105 61H104V62H105ZM114 61H115V60H114ZM114 61H113V62H114ZM124 61H125V60H124ZM134 61L138 62L137 60H134ZM139 61H140V60H139ZM222 61H223V60H222ZM10 62H9V63H10ZM33 62H34V61H33ZM53 62H56L55 64H57V66L55 65V68H50V66H52V63H53ZM79 62H80V61H79ZM94 62H90V64H92V63H93V64H96V63H94ZM98 62H99V61L97 60V63H98ZM100 62H101V60H100ZM100 62H99V63H100ZM108 62H110V61H108ZM111 62H112V60H111ZM143 62H144V61H143ZM143 62H142V63H143ZM225 62H226V61H225ZM12 63H13V62H12ZM14 63H15V62H14ZM18 63H19V62H18ZM18 63H16V64H18ZM87 63H88V62H87ZM115 63H116V62H115ZM115 63H114V64H115ZM128 63H129V62H128ZM138 63H140V62H138ZM138 63H137V64H138ZM142 63H140V64H142ZM220 63H221V62H220ZM38 64H36V66L40 67ZM60 64H61V63H60ZM77 64H79V63H77ZM77 64H75V65L77 66ZM101 64H103V63L101 62ZM109 64H110V63H109ZM109 64H108V63H107V64H104V66H105V69H104V70H105V71H102L103 73L101 72L100 69H99V70H100V73H99L98 71H96L97 74H98V73L100 74L99 76H101V78L106 79L107 76H105V75H109V73H111L110 75H112V73H113V75H114V73H116L117 75H118V74H119V75H122V74H123V75H126V74H127V76H129V77H131V75H132V76L135 78V76H136L135 73L138 71V68H139V66H138L137 71H136V69L133 68L134 66L131 67V68L135 69V71H136L135 73H134V72H130V71H131L130 69L127 70V67H125V66H124V68H126V70H124L123 67L120 66V67H118L116 70L113 71V70H112L113 67H110ZM111 64H112V63H111ZM114 64H113V65H114ZM135 64H136V63H135ZM135 64H134V65H135ZM137 64H136V65H137ZM144 64H145V63H144ZM33 65H34V64H33ZM75 65H73V66L75 67ZM99 65H100V64H99ZM126 65H127V64H126ZM130 65H131V64H130ZM8 66H9V65H8ZM15 66H16V65H15ZM80 66H82V64H80ZM87 66H88V64H87ZM94 66H96V65H94ZM97 66H98V65H97ZM114 66H115V65H114ZM131 66H132V65H131ZM170 66H171V65H170ZM38 67H37V69H38ZM52 67H53V66H52ZM59 67H60V65H59ZM88 67H89V66H88ZM98 67H99V66H98ZM100 67H101V66H100ZM116 67H117V65H116ZM128 67H129V64H128ZM143 67H145V66H144V65H143V66H140V68H143ZM177 67H179V66H177ZM4 68H5V67H4ZM13 68H14V67H13ZM40 68H41V67H40ZM76 68H78V67H76ZM129 68H130V67H129ZM145 68H146V67H145ZM174 68H175V67H174ZM233 68H235V67H233ZM64 69H66V68H64ZM70 69H72V68L70 67ZM133 69H132V70H133ZM152 69H153V68H152ZM152 69H151V70H152ZM177 69H178V68H177ZM3 70H4V69H3ZM23 70H24V69H23ZM33 70H34V68H33ZM33 70H32V71H31V70H28L27 73L25 74V76H26V75H29V76H30V74H33L34 71H36V70H34V71H33ZM59 70H60V69H59ZM75 70H76V69H75ZM84 70H85V69H84ZM139 70H140V69H139ZM143 70H144V69H143ZM153 70H154V69H153ZM171 70H172V67H171ZM10 71H11V70H10ZM25 71H24V72H25ZM30 71H31V72H30ZM40 71H41V69H40ZM46 71H47V70H46ZM51 71H52V70H51ZM57 71H58V70H57ZM68 71H70L69 68H68ZM110 71H111V72H110ZM141 71H142V70H141ZM145 71H146V70H145ZM186 71H187V70H186ZM7 72H8V71H7ZM61 72H62V71H61ZM78 72H79V71H78ZM118 72H120V73H118ZM124 72H126V74H125ZM139 72H140V71H139ZM151 72H153V71H151ZM158 72H160V71H158ZM181 72H182V71H181ZM9 73H10V72H9ZM9 73H8V74H9ZM54 73H55V72H54ZM71 73H72V71H71ZM121 73H122V74H121ZM132 73H133V74H132ZM162 73H164V72H162ZM3 74H4V73H2V71H1V72H0V84H3V82L5 83V80H7V79H5V78H6V75H5V74L3 75ZM6 74H7V73H6ZM20 74H21V73H20ZM23 74H24V73H23ZM38 74H39V73H38ZM83 74H84V73H83ZM151 74H152V73H151ZM165 74H166V73H165ZM165 74H163V75H165ZM182 74H183V73H182ZM72 75H73V74H72ZM76 75H77V74H76ZM134 75H135V76H134ZM148 75H149V74H148ZM14 76H15V75H14ZM18 76H19V75H18ZM34 76H35V75H34ZM40 76H41V75H40ZM40 76H39V77H40ZM52 76H53V75H52ZM69 76H70V75H69ZM78 76H79V75H78ZM137 76H138V75H137ZM145 76H146V75H145ZM150 76H151V75H150ZM150 76H149V77H150ZM156 76H157V75H156ZM170 76H171V75H170ZM8 77H10V76H8ZM31 77H32V75H31ZM31 77H26V80H30V79H31V80H35V81H36L37 78H34V79H33V78H31ZM58 77H59V76H58ZM71 77H73V76H71ZM80 77H81V76H80ZM97 77H98V76H97ZM123 77H124V76H123ZM129 77H127V78H129ZM133 77H132V78H133ZM139 77H140V76H139ZM149 77H148V78H149ZM12 78H13V75H12ZM21 78H22V76H21ZM83 78H85V77H83ZM90 78H91V77H90ZM95 78H96V77H95ZM95 78H93V79H85V81L82 80L83 83H82L81 85L79 84L80 86H79L78 88L75 86V87L77 88L76 93H77V92H82V93H83V94H82V95H83V98H85V99H82V101H83V105H84V103H85V105H86L87 107H89V108L92 107L93 111L96 110V108H94V106L97 105V107H98V103L100 104V102L97 101V99L99 98V96H98L99 93H98V92H100V95L104 97V98L102 97L103 100L105 99L104 102L106 101V97H107V95H109V97H110V93H112L113 97L116 96V95H114L115 92H116V94H117V91H115V90H118V91H119L118 94H120V92H122L121 94H124L125 92H128V91H125V92H124V91H123V90H124L123 88H121L122 91H120V89H118V88H120V87H119V85L117 84L116 79H112V76H111V78H109V76H108L107 79H110V80H107V81L105 80V82H104V80L102 79L104 83L102 82L101 79L99 80L100 83H98L99 81H96V80H95V82H94L93 80H94ZM113 78H116V76H115V77L113 76ZM151 78L153 79L154 77L152 76ZM157 78H158V77H157ZM8 79H9V78H8ZM10 79H11V78H10ZM13 79H18V77H17V78H13ZM19 79H20V78H19ZM22 79H23V78H22ZM41 79H42V78H41ZM44 79H45V78H44ZM66 79H67V78H66ZM66 79H65V80H66ZM70 79H71V78H70ZM70 79H69V80H70ZM78 79H79V78H78ZM80 79H81V78H80ZM149 79H150V78H149ZM158 79H159V78H158ZM11 80H12V79H11ZM11 80H10V81H11ZM37 80H38V79H37ZM46 80H47V79H46ZM52 80H53V81H52ZM52 80L49 79L48 83H47V82H46V83L49 84L50 81H51V82H52L51 84H52V85H55V83H57V81H54V80H57V77H53ZM59 80H60V79H59ZM62 80H63V79H62ZM73 80H74V79H73ZM113 80H114V81H113ZM146 80H147V79H146ZM155 80H156L155 82H157V79H155ZM185 80H186V79H185ZM231 80H234V79H231ZM13 81H15V80H12V82H13ZM24 81H25V78H24ZM67 81H68V79H67ZM82 81H81V82H82ZM127 81H128V80H127ZM130 81H131V79H130ZM158 81H159V80H158ZM39 82H41V81H39ZM74 82H75V80H74ZM76 82H78V80H77ZM101 82H102V83H101ZM106 82H107V83H106ZM108 82H110V83H108ZM136 82H137V80H135V83H136ZM138 82H141V81H138ZM149 82H150V81H149ZM164 82H165V80H164ZM170 82H171V81H170ZM184 82H185V81H184ZM8 83H10V82L8 81ZM8 83H7V84H8ZM14 83H16V82H14ZM23 83H24V82H23ZM30 83H31V82H30ZM59 83H60V82H59ZM59 83H58V84H59ZM61 83H62V82H61ZM124 83H125V81H124ZM135 83H134V84H135ZM158 83H159V82H158ZM187 83H188V82H187ZM7 84H5V85H7ZM21 84H22V82H21ZM35 84H36V82H35ZM35 84H34V86H35ZM43 84H44V83H43ZM62 84H63V83H62ZM65 84H66V83H65ZM73 84H74V83H73ZM126 84H127V83H126ZM134 84L131 83V84H127V85H131V86H132V85H134ZM138 84H139V83H138ZM144 84H145V83H144ZM144 84H143V85H144ZM166 84H167V83H166ZM184 84H185V83H184ZM184 84H183V85H184ZM189 84H191V82H190ZM30 85H31V84H30ZM32 85H33V83H32ZM39 85H41V84H39ZM76 85H77V84H76ZM120 85H121V84H120ZM154 85H155V84H154ZM1 86H3V85H1ZM9 86H11V85H9ZM9 86H8V87H9ZM14 86H15V84H14ZM19 86H20V85H19ZM28 86H29V85H28ZM43 86H46V84L43 85ZM43 86H42V87H43ZM71 86H72V85H71ZM116 86H118V88L115 89ZM137 86H138V85H137ZM137 86H136V87H137ZM163 86H164V85H163ZM184 86H185V85H184ZM188 86H190V85H188ZM3 87H4V86H3ZM16 87H18V84H17ZM16 87H15V88H16ZM38 87H39V86H38ZM49 87H50V86H49ZM64 87L66 88L67 86H64ZM69 87H70V86H69ZM73 87H74V86H73ZM133 87H134V86H133ZM140 87H141V86H140ZM140 87H137V88H140ZM194 87H195V86H194ZM244 87H245V86H244ZM15 88H14V89H15ZM18 88H21V87H18ZM31 88H32V87H31ZM43 88H44V87H43ZM52 88H54V87H52ZM128 88H129V87H128ZM1 89H2V88H1ZM7 89H8V88H7ZM9 89H10V88H9ZM28 89H29V87H28ZM33 89H34V88H33ZM38 89H39V88H38ZM44 89H45V88H44ZM50 89H51V88H50ZM73 89H74V88H73ZM133 89H134V91H135V93H136L137 89L135 90V87H134ZM184 89H185V88H184ZM187 89H188V88H187ZM2 90H3V89H2ZM2 90L0 91V93L2 92ZM24 90H26V88H24ZM51 90H52V89H51ZM99 90H100V91H99ZM113 90H114L115 92H114ZM130 90L133 92L132 89H130ZM130 90H129V92H130ZM197 90H198V89H197ZM3 91H4V90H3ZM10 91H11V90H10ZM15 91H16V90H15ZM21 91H22V90H21ZM21 91H20V92H21ZM42 91H43V90H42ZM140 91H141V90H140ZM192 91H193V90H192ZM48 92H49V91H48ZM48 92H47V91L44 92L43 95H44V96H46L47 94L49 95L50 92H49V93H48ZM64 92H65V91H64ZM73 92H74V91H73ZM17 93H18V91H17ZM36 93H37V92H36ZM46 93H47V94H46ZM67 93H68V92H67ZM113 93H114V94H113ZM178 93H179V92H177L176 94L178 95ZM2 94H4V92H3ZM32 94H33V93H32ZM69 94H71V93H69ZM77 94H78V93H77ZM102 94H104V95H102ZM105 94H106V96H105ZM140 94H141V93H140ZM166 94H167V93H166ZM193 94H194V93H193ZM239 94H240V93H239ZM0 95H1V94H0ZM18 95H19V94H18ZM30 95H31V94H30ZM34 95H35V94H34ZM48 95H47V96H48ZM50 95H53V93L50 94ZM59 95H60V94H59ZM65 95H66V94H65ZM65 95H64V96H65ZM67 95H68V94H67ZM79 95H80V94H79ZM134 95H135V94H134ZM158 95H159V93H158ZM169 95H170V94H169ZM172 95H173V93H172ZM25 96H27V95H25ZM25 96H24V97L22 96V102H21V104H22L23 102H25L26 105H27V103L29 104V105H27V106H33V105H35L34 103H33L32 105H30V104H31V103H30V102H31L30 99L27 98V97H25ZM28 96H29V95H28ZM71 96H72V95H71ZM74 96H75V95H74ZM77 96H78V95H77ZM77 96H76V97H77ZM136 96H137V95H136ZM163 96H164V95H163ZM166 96H167V95H166ZM166 96H164V97L166 98L165 100H163L164 97L162 98V101H164V102H161V103L159 102L158 105H159V104H162V103L165 104V105H167V103L170 102L169 104H171L172 107H174V105H175L174 108H176V105H178L179 103H180V105H181V104H184V103H181L182 101H180V102H176V104L174 103V102H175V100H174L175 97H176V99H178L177 96H174V99H173L174 101H173L171 98L169 99V97L167 98ZM170 96H171V95H170ZM179 96H180V94H179ZM183 96H184V97H185V96L188 97L187 94H186V95L183 94ZM191 96H192V95H191ZM200 96H201V95H200ZM203 96H204V95H203ZM1 97H2V96H0V98H1ZM10 97H12V96H10ZM14 97H15V96H14ZM20 97H21V96H20ZM62 97H63V96H62ZM113 97H112V98H113ZM117 97H118V96H117ZM171 97H172V96H171ZM184 97H179V98L182 99V98H184ZM4 98H5V97H3V99H4ZM31 98H33V97H31ZM48 98H49V96H48ZM51 98H52V97H51ZM55 98H56V97H55ZM58 98H59V97H58ZM66 98H67V96H66ZM68 98H69V95H68ZM71 98H72V97H71ZM77 98H79V97H77ZM77 98H76V99H77ZM110 98H111V97H110ZM110 98H109V100H110ZM115 98H116V97H115ZM136 98H137V97H136ZM160 98H161V97H160ZM172 98H173V97H172ZM192 98H194V96H193ZM206 98H207V97H206ZM8 99H9V98H8ZM10 99H11V98H10ZM35 99H36V98H35ZM39 99H40V98H39ZM41 99H42V98H41ZM44 99H45V97H44ZM52 99H53V98H52ZM52 99H50V98L47 99V98H46V100H49V102H50ZM72 99H74V98H72ZM118 99H119V97H118ZM127 99L130 100V98H127ZM132 99H133V98H132ZM132 99H131V100H132ZM200 99H201V98H200ZM6 100H7V99H6ZM18 100H21V99H18ZM37 100H38V99H37ZM53 100H54V99H53ZM59 100H60V99H59ZM98 100L103 101L101 98L98 99ZM107 100H108V97H107ZM120 100L122 101V97H120ZM124 100H125V99H124ZM131 100H130V102H132ZM133 100H134V99H133ZM166 100H171V101H168L167 103H165ZM178 100H179V99H178ZM178 100H177V101H178ZM182 100H183V99H182ZM186 100H187V101H185V99H184L183 102H188V100H190V102H191L192 99H191V98H190V99H189V98H186ZM1 101L3 102V100H1ZM1 101H0V102H1ZM9 101H10V100H9ZM15 101H16V100H15ZM67 101H69V99H68ZM96 101H97L98 103H97ZM111 101H113V99H112ZM126 101H127V100H126ZM126 101H124V102H126ZM134 101H135V100H134ZM144 101H145V100H143V101H141V102H144ZM147 101H148V100H147ZM147 101H146V102H147ZM149 101H150V100H149ZM223 101H224V99H223ZM11 102L13 103L14 100L11 101ZM11 102H10V104H11ZM18 102H19V101H18ZM18 102L16 101V103H18ZM32 102H33V100H32ZM42 102H43V101H42ZM51 102H52V101H51ZM71 102H72V101H71ZM73 102H74V101H73ZM78 102L80 103V101H78ZM95 102H96L97 104H96ZM109 102H110V101H109ZM109 102L107 101V103H109ZM130 102H129V104H130ZM138 102H139V100H138ZM146 102H144V103H146ZM228 102H229V100H228ZM230 102H231V101H230ZM14 103H15V102H14ZM14 103H13V104H14ZM16 103H15V105H13V104H12V105L15 107V106H16ZM19 103H20V102H19ZM19 103L17 104V106L19 105ZM25 103L23 104V106L25 105ZM35 103H36V102H35ZM65 103H66V102H65ZM116 103H117V102H116ZM132 103H136V101H135V102H132ZM139 103H140V102H139ZM148 103H149V102H148ZM154 103H156V102H154V101H152V100L150 101V104H154ZM177 103H178V104H177ZM198 103H199V102H198ZM10 104H9V106H10ZM36 104H37V103H36ZM69 104H71V103H69ZM72 104H73V103H72ZM80 104H82V103H80ZM94 104H95V105H94ZM101 104H102V103H101ZM112 104H113V103H112ZM119 104H120V103H119ZM124 104H128V103H124ZM141 104H142V103H141ZM203 104H204V103H203ZM203 104L201 105V111L203 110V109H202V108H203V107H202ZM208 104H209V103H208ZM104 105H105V103H104ZM106 105H107V104H106ZM117 105H118V104H117ZM122 105H123V104H122ZM130 105L132 106V104H130ZM130 105H128V107H129ZM133 105H134V104H133ZM136 105H137V104H136ZM138 105H139V104H138ZM155 105H156V104H155ZM165 105H163V106L165 107ZM171 105H169V108H170ZM180 105H179V107L177 106V108H176V109L179 108L178 111L182 109V108H180ZM192 105H193V104H192ZM232 105H233V103H232ZM39 106H40V105H39ZM41 106H42V105H41ZM76 106H77V105H75L74 107H76ZM80 106H81V105H80ZM100 106L102 107L103 105H100ZM125 106H126V105H125ZM131 106H130V107H131ZM140 106H141V105H140ZM163 106H162V108H163ZM167 106H168V105H167ZM181 106H182V105H181ZM189 106L191 107L190 104H189ZM194 106H195V105H194ZM205 106H206V105H205ZM205 106H204V108H205ZM208 106H210V105H207L206 107H208ZM230 106H231V105H230ZM11 107H12V106H11ZM18 107H19V106H18ZM21 107H22V106H21ZM61 107H62V106H61ZM70 107H71V106H70ZM72 107H73V106H72ZM77 107H78V106H77ZM82 107H84V106H82ZM113 107H116V105L113 106ZM120 107H122V106H120ZM120 107H119V108H120ZM130 107H129V108H130ZM135 107H136V106H135ZM137 107H138V106H137ZM137 107H136V110H138ZM143 107H144V106H143ZM154 107H155V106H154ZM190 107H189V108H190ZM197 107H198V105H197ZM12 108H13V107H12ZM16 108H17V107H16ZM24 108H25V107H24ZM78 108H80V107H78ZM89 108H87L86 110L89 111V112L92 111V110L89 109ZM109 108H110V107H109ZM132 108H134V106H133ZM132 108H130V110H131ZM152 108H153V107H152ZM160 108H161V107H160ZM184 108H185V107H184ZM192 108H193V107H192ZM192 108H190L191 111L194 110V109H192ZM18 109H19V108H18ZM80 109H81V108H80ZM102 109L104 110V108H101V109H98V108H97V111L94 112V115H93V114H91V115H92V116H97V115H98V114H97V113H98V110H99V114H100V113H101L100 110H102ZM121 109H122V108H121ZM125 109H126V107H124V105H123V113H124V110H125ZM146 109H148V107L145 108L144 111H146V112H147V111H148V112L151 111V107H150V110H146ZM187 109H188V107H187ZM187 109H186V110H187ZM190 109H189V111H190ZM197 109H198V108H197ZM211 109H212V108H211ZM211 109H210V107H209V110H211ZM12 110H13V109H12ZM23 110H24V109L22 108V111H23ZM49 110H50V109H49ZM51 110H52V109H51ZM58 110H59V109H58ZM72 110H73V109H72ZM72 110H71V111H72ZM103 110H102V115L107 116V115L103 114ZM113 110H114V109H113ZM119 110H120V109H119ZM126 110H129V109L127 108ZM133 110H134V109H133ZM173 110H174V109H173ZM199 110H200V109H199ZM209 110H208V111H209ZM13 111H14V110H13ZM20 111H21V110L19 109L18 112L21 113ZM41 111H42V110H41ZM69 111H70V110H69ZM74 111H75V110H74ZM77 111H78V110H77ZM104 111H105V110H104ZM139 111H141V110L139 109ZM139 111H138V112H139ZM142 111H143V110H142ZM153 111H154V110H153ZM175 111H176V110H175ZM181 111H182V110H181ZM205 111H206V110H205ZM205 111H204V114L206 113ZM235 111H236V110H235ZM51 112H52V114H53V113H56L55 110H52ZM51 112H50V113H51ZM83 112H84V111H83ZM85 112H86V111H85ZM128 112H129V111H128ZM131 112H132V111H130L129 114H130ZM146 112H145V113H146ZM148 112L146 113L147 116H145V114H144V115L142 114V113H144V112H141V116H142V115L145 116V118L142 117L143 120H144V119L146 120L147 118H150V116H149L150 114L148 115ZM151 112H152V111H151ZM157 112H158V114H161L160 111H157ZM159 112H160V113H159ZM165 112H166V111H165ZM179 112H180V111H179ZM211 112H212V110H211ZM216 112H217V111H216ZM216 112H215V113H216ZM42 113H43V112H42ZM47 113H48V112H47ZM50 113H48V115H49L50 117H51V116L53 117L54 114L52 115V114H50ZM65 113H66V112H65ZM69 113H70V112H68V114H69ZM71 113H72V112H71ZM76 113H77V112H76ZM87 113H88V112H87ZM90 113H91V112H90ZM92 113H93V112H92ZM95 113H96L97 115H95ZM104 113H106V112H104ZM119 113H120V112H119ZM119 113H118V114H119ZM121 113H122V111H121ZM135 113H136V112H133V114H134V116H133V119H134V120H133V121H135L136 119H137V121H138V118L141 117V116H137L138 113H136V115H135ZM171 113H172V112H171ZM176 113H177V112H176ZM184 113H185V112H184ZM191 113H192V112H191ZM193 113H194V111H193ZM193 113H192V115H191L190 118H192V116L194 115ZM200 113L203 114V112H200ZM215 113H214V110H213V114H215ZM21 114H23V113H21ZM35 114H36V113H35ZM56 114H59V113H56ZM66 114H67V113H66ZM129 114H128V115H129ZM131 114H132V113H131ZM131 114H130V115H131ZM152 114H153V113H152ZM162 114H163V112H162ZM162 114H161V116H162ZM164 114H165V113H164ZM169 114H170V112H169L167 115H169ZM182 114H183V113H182ZM207 114H209V113H207ZM213 114H211V115H213ZM218 114H219V113H218ZM43 115H44V114H43ZM45 115H46L47 117H46V118L43 117V120H44V121L47 120V119H51V120L53 119L52 117H51V118L48 117L47 114H45ZM45 115H44V116H45ZM61 115H62V114H60V116H61ZM64 115H65V114H64ZM78 115H79V114H78ZM78 115H77V116H78ZM87 115H88V114H87ZM89 115H90V114H89ZM89 115H88V116H89ZM116 115H117V114H116ZM121 115H123V114H120V116H121ZM124 115H125V114H124ZM156 115H157V114H156ZM180 115H181V114H180ZM183 115H184V114H183ZM197 115H199V117H200V114H197ZM197 115H196V116H197ZM209 115H210V114H209ZM209 115H204V117H205V116H209ZM215 115H216V114H215ZM12 116H13V115H12ZM18 116H19V115H18ZM56 116H59V115H56ZM56 116H54V117H56ZM68 116H69V115H68ZM85 116H86V115H85ZM85 116H84V117H85ZM88 116H87V117H88ZM108 116H109V115H108ZM111 116H112V115H111ZM114 116H115V114H114ZM125 116H127V111H126V115H125ZM135 116L138 117V118H136ZM163 116H164V115H163ZM163 116H162V119L164 118ZM165 116H166V115H165ZM178 116H179V115H178ZM217 116H218V115H217ZM252 116H253V115H252ZM252 116H251V117H252ZM99 117H101V116H99ZM127 117H129V118L131 117V118H132V116H127ZM153 117H155V116H153ZM157 117H158V116H157ZM167 117H168V116H167ZM167 117H166V118H167ZM187 117H189V116L187 115L186 118H187ZM202 117H203V115H202ZM209 117H210V119L213 118V116H209ZM214 117H215V116H214ZM239 117H240V116H239ZM257 117H258V116H257ZM8 118H9V117H8ZM15 118H16V117H15ZM26 118H27V117H26ZM35 118H36V117H35ZM40 118H41V117H40ZM57 118H58V117H57ZM57 118H54V119L56 120ZM65 118H66V117H65ZM68 118H69V117H68ZM97 118H98V117H97ZM109 118H110V117H109ZM131 118H130L129 120L131 121V123H133L132 120H131ZM135 118H136V119H135ZM193 118H194V119H193ZM193 118H192L193 120L196 119L194 116H193ZM197 118H198V116H197ZM200 118H201V117H200ZM221 118H222V117H221ZM233 118H234V117H233ZM9 119H10V118H9ZM27 119H28V118H27ZM41 119H42V118H41ZM54 119H53V120H54ZM69 119H70V118H69ZM103 119H104V121H105V117H103ZM157 119H158V118H157ZM183 119H184V118H183ZM192 119H191V120H192ZM198 119H199V118H198ZM202 119H203V118H201L200 120L202 121ZM204 119H205V118H204ZM227 119H228V118H227ZM227 119H226V120H227ZM239 119H240V118H239ZM243 119H244V118H243ZM53 120H52V121H53ZM67 120H68V119H67ZM77 120H79V119H77ZM97 120H99V118H98ZM106 120H107V119H106ZM111 120H112V119H111ZM120 120H121V118H120ZM159 120H161V119H159ZM166 120H167V119H166ZM188 120H190V119H187L186 121H188ZM205 120H206V119H205ZM205 120H204V121H205ZM215 120H216V119H215ZM246 120H247V119H246ZM255 120H256V119H255ZM3 121H4V120H3ZM61 121H62V120H61ZM88 121H89V120H88ZM127 121H128V120H127ZM130 121H129V122H130ZM137 121H135V122L137 123ZM140 121H142L141 118H139V122H140ZM154 121H155V119H154ZM162 121H163V120H162ZM162 121H161V122H162ZM171 121H172V119H171ZM183 121L186 122L185 120H183ZM209 121H210V120H209V118H208V123L210 124L211 121H210V122H209ZM221 121H222V120H221ZM221 121H220L219 123H222ZM233 121H234V119H233ZM14 122H15V121H14ZM45 122H46V121H45ZM55 122H56V121H55ZM63 122H64V121H63ZM75 122H76V121H75ZM100 122H101V121H100ZM120 122H121V121H120ZM129 122H128V124H129ZM139 122H138L137 124L135 123V125H138ZM144 122H145V121H144ZM148 122H150V121L148 120ZM148 122H146L145 124L147 125ZM168 122H169V121H168ZM175 122H176V121H175ZM178 122H180V120H179ZM181 122H182V121H181ZM181 122H180V124L183 123V122H182V123H181ZM194 122H195V121H194ZM205 122H206V121H205ZM205 122H203V123H205ZM230 122H232V121H230ZM234 122H235V121H234ZM239 122H240V121H239ZM244 122H245V121H244ZM2 123H3V122H2ZM12 123H13V121H12ZM12 123H11V124H12ZM46 123H47V122H46ZM90 123H91V122H90ZM107 123H109V122H107ZM107 123H106V124H107ZM122 123H123V122H122ZM131 123H130V124H131ZM140 123H141V122H140ZM155 123L158 124L157 121H156ZM166 123H167V122H166ZM172 123H173V122H172ZM188 123H189V122H188ZM201 123H202V122H201ZM215 123H216V121H215ZM13 124H14V123H13ZM38 124H39V123H38ZM56 124H57V122H56ZM72 124H73V123H72ZM84 124H85V122H84ZM97 124H98V123H97ZM106 124H105V125H106ZM149 124H150V123H149ZM164 124H165V123H164ZM170 124H171V123H170ZM194 124H195V123H194ZM197 124H198V123H197ZM209 124H208V126H209ZM224 124H225V123H224ZM229 124H231V123H229ZM240 124H241V123H240ZM246 124H247V123H246ZM48 125H49V124H48ZM53 125H54V124H53ZM133 125H134V123H133ZM141 125H142V124H141ZM143 125H144V124H143ZM151 125H153V122H152ZM158 125H159V124H158ZM178 125H179V124H178ZM182 125H183V124H182ZM232 125H233V124H232ZM236 125H237V124H236ZM242 125H243V124H242ZM250 125H251V124H250ZM35 126H36V125H35ZM42 126H43V125H42ZM49 126H50V125H49ZM74 126H75V125H74ZM110 126H111V125H110ZM112 126H113V125H112ZM116 126H118V125H116ZM116 126H115V127H116ZM147 126H148V125H147ZM149 126H150V125H149ZM149 126H148V128H149ZM153 126H154V125H153ZM163 126H164V125H163ZM195 126H196V125H195ZM200 126H201V125H200ZM203 126H204V125H203ZM203 126H202V127H203ZM223 126H224V125H223ZM228 126H229V125H228ZM45 127H46V126H45ZM90 127H91V126H90ZM155 127H156V126H155ZM192 127H193V126H192ZM209 127H210V126H209ZM217 127H218V126H217ZM225 127H227V126H225ZM235 127H237V126H235ZM35 128H36V127H35ZM64 128H65V127H64ZM82 128H83V127H82ZM138 128H139V127H138ZM160 128H161V127H160ZM167 128H169V127H167ZM167 128H166V129H167ZM186 128H187V127H186ZM197 128H198V127H197ZM219 128H220V127H219ZM246 128H247V127H245V129H246ZM20 129H21V128H20ZM42 129H43V127H42ZM46 129H47V128H46ZM49 129H50V128H49ZM53 129H54V128H53ZM74 129H75V128H74ZM108 129H109V128H108ZM117 129H118V127H117ZM132 129H133V128H132ZM145 129H146V126H145ZM145 129H144V130H145ZM149 129H150V128H149ZM156 129H157V127H156ZM163 129H164V128H163ZM163 129H162V130H163ZM188 129H189V128H188ZM220 129H221V128H220ZM220 129H219V130H220ZM242 129H243V127H242ZM248 129H249V128H248ZM251 129H252V128H251ZM26 130H28V129H26ZM26 130H25V131H26ZM34 130H35V129H34ZM38 130H39V129H38ZM40 130H41V129H40ZM44 130H45V129H44ZM69 130H70V129H69ZM87 130H88V129H87ZM127 130H128V129H127ZM179 130H180V128H179ZM182 130H183V129H182ZM194 130H195V129H194ZM199 130H200V129H199ZM216 130H217V129H216ZM216 130H214V132H216V133L218 134L219 130H217V131H216ZM239 130H240V129H239ZM243 130H244V129H243ZM5 131H6V130H5ZM46 131L48 132V130H46ZM46 131H45V132H46ZM75 131H76V130H75ZM111 131H112V130H111ZM118 131H119V130H118ZM123 131H124V129H123ZM140 131H141V130H140ZM150 131L152 132V128H151ZM157 131H158V130H157ZM164 131H165V130H164ZM171 131H172V130H171ZM188 131H189V130H188ZM191 131H192V133H193V130H191ZM210 131H211V129H210ZM220 131H221V130H220ZM223 131H224V130H223ZM236 131H238V130L236 129ZM244 131H245V130H244ZM0 132H1V131H0ZM13 132H14V130H13ZM27 132H28V131H27ZM34 132H35V131H34ZM38 132H39V131H38ZM47 132H46V133H47ZM54 132H55V131H54ZM85 132H87V131H85ZM124 132H125V131H124ZM124 132H123V133H124ZM126 132H127V131H126ZM143 132H144V131H143ZM176 132H177V131H176ZM178 132H179V131H178ZM211 132H212V131H211ZM240 132H241V131H240ZM32 133H33V132H32ZM58 133H59V132H58ZM96 133H98V132H96ZM96 133H95V134H96ZM131 133H132V132H131ZM139 133H140V135H141V132H139ZM146 133H147V132H145V135H147ZM155 133H156V132H155ZM159 133H161V132L159 131ZM163 133H164V132H163ZM167 133H168V132H167ZM182 133H184V132H182ZM200 133H201V132H200ZM212 133H213V132H212ZM216 133H215V134H216ZM3 134H4V133H3ZM50 134H51V133H50ZM50 134H49V135H50ZM63 134H64V133H63ZM70 134H71V133H70ZM85 134H86V133H85ZM98 134H100V133H98ZM114 134H115V133H114ZM117 134H118V133H117ZM133 134H134V133H133ZM136 134H137V133H136ZM152 134H154V133H152ZM174 134H175V133H174ZM177 134H179V133H177ZM180 134H181V133H180ZM215 134H214V135H215ZM238 134H239V133H238ZM240 134H241V133H240ZM24 135H25V134H24ZM26 135H27V134H26ZM33 135H34V134H32V136H33ZM52 135H53V134H52ZM74 135H75V134H74ZM91 135H92V133H91ZM138 135H139V134H138ZM160 135H162V134H160ZM170 135H171V134H170ZM170 135H169V136H170ZM192 135H193V134H192ZM197 135H198V134H197ZM214 135H212V136H214ZM8 136H9L10 138L13 137V135H12V137H11L10 135H8ZM19 136H20V135H19ZM27 136H28V135H27ZM47 136H48V135H47ZM70 136H71V135H70ZM75 136H76V135H75ZM86 136H87V134H86ZM88 136H90V135H88ZM110 136H111V135H110ZM112 136H113V135H112ZM153 136H154V135H153ZM164 136H165V134H164ZM169 136H167V139H168ZM177 136H178V135H177ZM193 136H194V135H193ZM203 136H204V134H203ZM212 136H211V137H212ZM5 137H7V135L3 137V140L6 139ZM9 137H7V138H9ZM42 137H44V136H42ZM42 137L40 136L41 139H42ZM48 137H49V136H48ZM66 137H67V136H66ZM84 137H85V136H84ZM90 137H91V136H90ZM93 137H94V136H93ZM98 137H99V136H98ZM108 137H109V136H108ZM118 137H119V136H118ZM123 137H124V136H123ZM149 137H150V136H149ZM159 137H160V136H159ZM170 137H171V136H170ZM174 137H175V136H174ZM230 137H231V136H230ZM235 137H236V136H235ZM235 137H233V138H235ZM4 138H5V139H4ZM14 138H15V139H14ZM22 138H23V137H22ZM44 138H46V137H44ZM52 138H53V137H52ZM69 138H70V137H69ZM104 138H105V137H104ZM116 138H117V137H116ZM161 138H162V137H161ZM164 138H165V137H164ZM197 138H198V137H197ZM203 138H204V137H203ZM205 138H207V137H205ZM205 138H204V139H205ZM236 138H237V137H236ZM13 139H14V140H13ZM18 139H19V138H17V137H13V138H12V140H13L14 142H15L16 140H18ZM20 139H21V138H20ZM20 139H19L18 141H20ZM29 139H30V138H29ZM47 139H48V138H47ZM80 139H81V138H80ZM111 139H112V138H111ZM123 139H124V138H123ZM156 139H157V138H156ZM167 139H166V140H167ZM169 139H170V138H169ZM169 139H168V140H169ZM172 139H173V138H172ZM172 139H171V140H172ZM181 139H182V138H181ZM213 139H214V138H213ZM224 139H225V138H224ZM224 139H223V140H224ZM27 140H28V139H27ZM54 140L56 141V138H54ZM57 140H58V139H57ZM90 140H91V139H90ZM93 140H94V139H93ZM130 140H131V139H130ZM157 140H158V139H157ZM162 140H163V138H162ZM176 140H177V139H176ZM179 140H180V139H179ZM206 140H207V139H206ZM208 140H209V139H208ZM208 140H207V141H208ZM220 140H221V139H220ZM240 140H241V139H240ZM7 141H9V139H7ZM22 141H23V140H21V142H22ZM34 141H35V140H34ZM50 141H51V140H50ZM52 141H53V139H52ZM83 141H84V140H83ZM86 141H87V140H86ZM98 141H99V140H98ZM98 141H97V142H98ZM124 141H125V140H124ZM139 141H140V140H139ZM197 141H198V140H197ZM211 141H212V140H211ZM214 141H215V140H214ZM241 141H242V140H241ZM243 141H244V140H243ZM243 141H242V143H243ZM14 142H13V143H14ZM21 142H20V143H21ZM24 142H25V141H24ZM24 142H23V143H24ZM35 142H36V141H35ZM48 142H49V141H48ZM58 142H59V141H58ZM67 142H68V141H67ZM152 142H153V141H152ZM167 142H168V141H167ZM172 142H173V140H172ZM192 142H193V140H192ZM195 142H196V141H195ZM5 143H7L6 140H5ZM18 143H19V142H17V144H18ZM60 143H62V142H60ZM85 143H86V142H85ZM102 143H103V139H102ZM105 143H106V142H105ZM105 143H104V144H105ZM117 143H118V142H117ZM122 143H123V142H122ZM124 143H125V142H124ZM155 143H156V142H155ZM180 143H182V142H180ZM197 143H198V142H197ZM199 143H200V142H199ZM202 143H203V142H202ZM210 143H211V142H210ZM215 143H216V142H215ZM217 143H218V142H217ZM217 143H216V144H217ZM7 144L11 145V142H10V143H7ZM17 144H16V147L18 146ZM55 144H56V143H55ZM88 144H90V143H88ZM98 144H99V143H98ZM109 144H110V143H109ZM118 144H119V143H118ZM126 144H127V142H126L125 144H122L121 146L123 147V145H125L124 147H127ZM150 144H151V143H149V145H150ZM156 144H157V143H156ZM230 144H231V143H230ZM244 144H245V142H244ZM14 145H15V143H14ZM26 145H28V144H26ZM51 145H52V143H51ZM56 145H57V144H56ZM56 145H55V146H56ZM60 145H61V144H60ZM60 145H59V146H60ZM63 145H64V144H63ZM63 145H62V146H63ZM74 145H75V144H74ZM84 145H86V144H84ZM112 145H113V144H112ZM112 145H111V146H112ZM129 145H130V143L128 144V146H129ZM131 145H132V144H131ZM135 145H136V144H135ZM138 145H139V144H137V146H138ZM173 145H174V144H173ZM198 145H199V144H198ZM12 146H13V144H12ZM12 146H11V147H12ZM21 146H22V145H21ZM30 146H31V145H30ZM30 146H29V147H30ZM40 146H41V145H40ZM43 146H44V145H43ZM66 146H67V143H66ZM100 146H101V145H100ZM153 146H154V145H153ZM153 146H152V147H153ZM178 146H179V145H178ZM230 146H231V145H230ZM240 146H241V145H240ZM41 147H42V146H41ZM63 147H65V146H63ZM81 147H82V146H81ZM81 147H80V148H81ZM85 147H87V146H85ZM92 147H93V146H92ZM129 147H131V146H129ZM138 147H139V146H138ZM156 147H158V146H156ZM160 147H161V145H160ZM166 147H167V146H166ZM168 147H169V146H168ZM172 147H173V146H172ZM191 147H192V146H191ZM198 147H199V146H198ZM219 147H220V146H219ZM238 147H239V146H238ZM258 147H259V146H258ZM23 148H24V147H23ZM30 148H31V147H30ZM42 148H43V147H42ZM57 148H58V147H57ZM89 148H90V146H89ZM102 148H103V147H102ZM175 148H176V147H175ZM201 148H202V147H201ZM209 148H210V147H209ZM222 148H223V147H222ZM235 148H236V147H235ZM4 149H5V148H4ZM7 149H8V148H7ZM26 149H27V148H26ZM33 149H34V148H33ZM48 149H49V148H48ZM65 149H66V148H65ZM67 149H68V148H67ZM83 149H84V148H83ZM91 149H92V148H91ZM109 149H110V148H109ZM113 149H114V148H113ZM120 149L122 150V148H120ZM127 149H128V148H127ZM167 149H168V148H167ZM179 149H180V148H179ZM185 149H186V148H185ZM189 149H190V148H189ZM189 149H188V150H189ZM204 149H205V148H204ZM244 149H245V148H244ZM40 150H41V149H40ZM52 150H53V149H52ZM56 150H57V149H56ZM58 150H60V149H58ZM63 150H64V149H63ZM86 150H87V149H86ZM186 150H187V149H186ZM186 150H185V151H186ZM201 150H202V149H201ZM53 151H54V150H53ZM66 151H69V150H66ZM83 151H84V150H83ZM89 151H90V150H89ZM95 151H96V150H95ZM135 151H136V149H135ZM168 151H169V150H168ZM171 151H173V150H171ZM194 151H195V150H194ZM199 151H200V150H199ZM22 152H23V151H22ZM27 152H28V151H27ZM33 152H34V151H33ZM49 152H50V151H49ZM123 152H124V151H123ZM125 152H127V151L125 150ZM173 152H174V151H173ZM212 152H213V151H212ZM221 152H222V151H221ZM221 152H220V153H221ZM23 153H24V152H23ZM23 153H22V154H23ZM39 153H40V152H39ZM76 153H77V152H76ZM79 153H80V152H79ZM96 153H97V152H96ZM96 153H95V154H96ZM110 153H111V152H110ZM140 153H141V152H140ZM185 153H186V152H185ZM185 153H184V154H185ZM187 153H188V152H187ZM189 153H191V152L189 151ZM193 153H194V152H193ZM201 153H202V152H201ZM251 153H252V152H251ZM8 154H9V153H8ZM30 154H31V153H30ZM47 154H48V153H47ZM59 154H60V153H59ZM111 154H112V153H111ZM119 154H120V153H119ZM126 154H128V153H126ZM154 154H155V153H154ZM169 154H170V153H169ZM184 154H183V155H184ZM215 154H216V153H215ZM9 155H10V154H9ZM85 155H86V154H85ZM90 155H91V154H90ZM145 155H146V154H145ZM193 155H194V154H193ZM200 155H202V154H200ZM22 156H23V155H22ZM45 156H47V155H45ZM54 156H55V154H54ZM60 156H61V155H60ZM129 156H130V155H129ZM176 156H177V155H176ZM176 156H175V157H176ZM194 156H195V155H194ZM194 156H193V157H194ZM204 156H205V155H204ZM219 156H220V155H219ZM219 156H218V157H219ZM18 157H19V156H18ZM31 157H33V156H31ZM52 157H53V156H52ZM130 157H131V156H130ZM175 157H174V158H175ZM185 157H186V155H185ZM193 157H192V158H193ZM223 157H224V156H223ZM227 157H228V156H227ZM238 157H239V156H238ZM19 158H20V157H19ZM73 158H74V157H73ZM79 158H80V157H79ZM114 158H115V157H114ZM116 158H117V157H116ZM127 158H128V157H126V160H127ZM140 158H141V157H140ZM187 158H188V157H187ZM22 159H23V158H22ZM22 159H21V160H22ZM32 159H33V158H32ZM47 159H48V157H47ZM71 159H72V158H71ZM90 159H91V158H90ZM92 159H93V158H92ZM94 159H95V158H94ZM163 159H164V158H163ZM189 159H190V158H189ZM197 159H198V158H197ZM230 159H231V158H230ZM51 160H53V159H51ZM74 160H75V158H74ZM74 160H73V162H74ZM96 160H97V158H96ZM106 160H107V159H106ZM123 160H125V159H123ZM123 160H122V161H123ZM138 160H139V159H138ZM165 160H166V159H165ZM193 160H194V159H193ZM227 160H228V159H227ZM232 160H233V159H232ZM47 161H48V160H47ZM67 161H68V160H67ZM75 161H76V160H75ZM180 161H181V160H180ZM187 161H188V160H187ZM207 161H208V160H207ZM222 161H223V160H222ZM10 162H11V161H10ZM12 162H13V161H12ZM49 162H50V161H49ZM81 162H83V161H81ZM108 162H109V161H108ZM169 162H170V161H169ZM196 162H197V161H196ZM225 162H226V161H225ZM4 163H5V162H4ZM33 163H34V162H33ZM42 163H43V162H42ZM61 163H62V162H61ZM88 163H89V162H88ZM98 163H99V162H98ZM122 163H123V162H122ZM170 163H172V162H170ZM192 163H193V161H192ZM250 163H251V162H250ZM254 163H255V162H254ZM15 164H16V163H15ZM68 164L70 165V163H68ZM75 164H76V163H75ZM82 164H83V163H82ZM124 164H125V163H124ZM172 164H173V163H172ZM174 164H176V163H174ZM189 164H190V163H189ZM194 164H195V163H194ZM205 164H206V163H205ZM7 165H8V164H7ZM7 165L5 164V166H7ZM10 165H11V164H10ZM42 165H44V164H42ZM60 165H61V164H60ZM69 165H68V166H69ZM77 165H78V166H77ZM79 165H80L79 163L76 164V166H77V170H80L79 168L82 169V166L79 167ZM119 165H121V162H120ZM119 165H118V166H119ZM127 165H128V164H127ZM129 165H130V164H129ZM169 165H170V164H169ZM197 165H198V164H197ZM201 165H202V164H201ZM11 166H12V165H11ZM54 166H55V165H54ZM73 166H74V169H75L76 166H75L74 164H73ZM108 166H109V165H108ZM111 166H112V165H111ZM116 166H117V165H116ZM116 166H115V167H116ZM130 166H131V165H130ZM132 166H133V165H132ZM132 166H131V167H132ZM134 166H135V165H134ZM143 166H144V165H143ZM146 166H147V165H146ZM194 166H195V165H194ZM3 167H4V166H3ZM78 167H79V168H78ZM86 167H87V166H86ZM88 167H89V166H88ZM112 167H113V166H112ZM126 167H127V166H126ZM166 167H167V166H166ZM166 167H165V168H166ZM170 167H171V166H170ZM181 167H182V166H181ZM186 167H187V166H186ZM186 167H185V169H186ZM190 167H191V166H190ZM236 167H237V166H236ZM7 168H9V167L7 166ZM15 168H16V167H15ZM55 168H56V167H55ZM72 168H73V167H72ZM122 168H123V165H122ZM139 168H140V167H139ZM154 168H155V167H154ZM162 168H163V167H162ZM179 168H180V167H179ZM182 168H183V167H182ZM188 168H189V166H188ZM195 168H196V167H195ZM218 168H219V167H218ZM83 169H84V168H83ZM86 169H88V168H86ZM125 169H126V168H125ZM185 169H184V170H185ZM0 170H1V169H0ZM4 170H5V169H4ZM10 170H11V169H10ZM39 170H40V169H39ZM53 170H54V169H53ZM60 170H62V168H61ZM70 170H71V169H70ZM75 170H76V169H75ZM91 170H92V169H91ZM105 170H106V169H105ZM111 170H112V169H111ZM165 170H166V169H165ZM190 170H191V168H190ZM194 170H195V169H194ZM201 170H202V169H201ZM201 170H200V171H201ZM203 170H204V169H203ZM213 170H214V169H213ZM239 170H240V169H239ZM7 171H8V170H7ZM34 171H35V170H34ZM40 171H41V170H40ZM50 171H52V170H50ZM86 171H87V170H86ZM106 171H107V170H106ZM109 171H110V170H109ZM113 171H114V170H113ZM138 171H139V170H138ZM145 171H146V170H145ZM160 171H161V170H160ZM178 171H179V170H178ZM219 171H220V170H219ZM230 171H231V170H230ZM26 172H27V171H25V174H27ZM44 172H45V171H44ZM46 172H47V171H46ZM83 172H84V170H83ZM83 172H82V173H83ZM104 172H105V171H104ZM114 172H115V171H114ZM117 172H118V171H117ZM124 172H125V171H124ZM135 172H136V171H135ZM186 172H187V170H186ZM190 172H191V171H190ZM240 172H241V171H240ZM0 173H1V172H0ZM66 173H67V172H66ZM69 173H70V172H69ZM74 173H75V172H74ZM145 173H146V172H145ZM148 173H149V172H148ZM173 173H174V171H173ZM182 173H183V172H182ZM182 173H181V174H182ZM194 173H195V171H194ZM214 173H215V172H214ZM5 174H6V173H5ZM28 174H29V172H28ZM121 174H123V173H121ZM135 174H136V173H135ZM178 174H179V173H178ZM186 174H187V173H186ZM223 174H224V173H223ZM0 175H1V174H0ZM34 175H35V173H34ZM36 175H37V174H36ZM45 175H46V174H45ZM76 175H77V173H76ZM76 175H74V176H76ZM101 175H102V174H101ZM129 175H130V174H129ZM137 175H138V173H137ZM137 175H136V176H137ZM145 175H146V174H145ZM172 175H173V174H172ZM183 175H184V174H183ZM196 175H197V174H196ZM213 175H214V174H213ZM3 176H4V175H3ZM7 176H8V174H7ZM26 176H27V175H26ZM29 176H30V175H29ZM84 176H85V175H84ZM168 176H169V175H168ZM181 176H182V175H181ZM198 176H199V175H198ZM203 176H205V175H203ZM0 177H1V176H0ZM18 177H19V176H18ZM70 177H71V176H70ZM72 177H73V176H72ZM133 177H134V176H133ZM133 177H131V178H133ZM151 177H153L152 174H151ZM176 177H177V176H176ZM184 177H185V176H184ZM184 177H183V178H184ZM193 177H194V176H193ZM200 177H201V176H200ZM200 177H199V178H200ZM102 178H103V177H102ZM123 178H124V177H123ZM162 178H163V177H162ZM177 178H178V177H177ZM177 178H176V179H177ZM185 178H186V177H185ZM188 178H189V177H188ZM196 178H197V177H196ZM205 178H206V177H205ZM221 178H222V177H221ZM3 179H4V178H3ZM50 179H51V178H50ZM134 179H135V177L133 178V181H134ZM136 179H137V178H136ZM140 179H141V178H140ZM140 179H137L136 181L139 180V181H141L140 183H143V184L147 181L145 184L148 185V187H152V186H151V184H152V183H151V178H149V176H148V178H147L145 181H144V179H141V180H140ZM170 179H172V178H170ZM181 179H182V178H181ZM186 179H187V178H186ZM186 179H185V180H186ZM190 179H192V178H190ZM213 179H214V178H213ZM245 179H246V178H245ZM252 179H253V178H251V180H252ZM13 180H14V179H13ZM16 180H17V179H16ZM71 180H72V179H71ZM77 180H78V179H77ZM142 180H143V181H142ZM152 180H153V179H152ZM188 180H189V179H188ZM202 180H203V179H202ZM205 180H206V179H205ZM4 181H5V180H4ZM20 181H21V180H20ZM80 181H81V180H80ZM105 181H106V180H105ZM130 181H131V180H130ZM130 181H129V182H130ZM182 181H183V179H182ZM9 182H10V181H9ZM32 182H33V181H32ZM37 182H38V181H37ZM101 182H102V181H101ZM134 182H135V181H134ZM155 182H156V181H155ZM178 182H179V180H178ZM5 183H6V182H5ZM18 183H19V182H18ZM38 183H39V182H38ZM42 183H43V182H42ZM55 183H56V182H55ZM76 183H77V182H76ZM95 183H96V182H95ZM110 183H111V182H110ZM132 183H133V182H132ZM150 183H151V184H150ZM195 183H196V182H195ZM208 183H209V182H208ZM219 183H220V182H219ZM239 183H240V182H239ZM253 183H254V182H253ZM257 183H258V182H257ZM24 184H27V183H24ZM28 184H29V182H28ZM40 184H41V183H40ZM79 184H80V182H79ZM91 184H92V183H91ZM91 184H90V185H91ZM105 184H106V183H105ZM143 184H142V185H143ZM161 184H162V183H161ZM177 184H178V183H177ZM192 184H193V183H192ZM225 184H226V183H225ZM5 185H6V184H5ZM44 185H45V183H44ZM54 185H56V184H54ZM69 185H71V183H70ZM100 185H102V184H100ZM149 185H150V186H149ZM210 185H211V184H210ZM242 185H244V184H242ZM260 185H261V184H260ZM34 186H35V185H34ZM52 186H53V185H52ZM135 186H136V185H135ZM137 186H138V185H137ZM155 186H157V185H155ZM180 186H183V185H180ZM185 186H186V185H185ZM188 186H189V185H188ZM21 187H22V186H21ZM56 187H57V186H56ZM92 187H93V186H92ZM127 187H128V186H127ZM183 187H184V186H183ZM248 187H249V186H248ZM1 188H2V187H1ZM1 188H0V189H1ZM10 188H11V187H10ZM24 188H25V187H24ZM133 188H134V187H133ZM141 188H142V187H141ZM218 188H219V187H218ZM244 188H245V187H244ZM8 189H9V188H8ZM20 189H21V188H20ZM38 189H39V188H38ZM44 189H45V188H44ZM50 189H52V188H50ZM50 189H49V190H50ZM87 189H89V188H87ZM91 189H92V188H91ZM95 189H96V187H95ZM125 189H126V188H125ZM152 189H153V188H152ZM154 189H156V187H155ZM159 189H160V188H159ZM165 189H166V188H165ZM181 189H182V188H181ZM215 189H216V188H215ZM40 190H41V188H40ZM54 190H56V189H53L52 192H49V191H47V190H46V191L44 190L42 193H44L43 195H44L46 198H45V197H42L43 195H42V196L40 195L42 198H41L39 195H38L39 197H36V198H35V197H32L33 199H32V198H31V199L29 198V199L31 200V201L29 200L31 203H30V202H29V203H27V202L24 203L23 201H24V200L26 201L28 198H27V199L22 198V199H24V200L22 201V203H24V204H25L26 206H28V207H32L31 204H33V206L36 204V206L39 205V207L42 208L43 204H48L49 201H50V199L53 198V201L55 200V198L57 199V197L55 196V192H57L56 194H57V196H58V190H56L55 192H54ZM103 190H104V189H103ZM107 190H108V189H107ZM109 190H110V189H109ZM175 190H176V189H175ZM200 190H201V189H200ZM256 190H257V189H256ZM0 191H2V190H0ZM5 191L7 192V190H5ZM22 191H23V190H22ZM30 191H31V190H30ZM150 191H151V190H150ZM152 191H153V190H152ZM159 191H160V190H159ZM161 191H162V190H161ZM191 191H192V190H191ZM258 191H259V190H258ZM2 192H3V191H2ZM19 192H21V191H19ZM23 192H24V191H23ZM32 192H33V191H31V193H32ZM53 192H54V193H53ZM84 192H85V191H84ZM99 192H100V191H99ZM115 192H116V191H115ZM136 192H137V191H136ZM226 192H227V191H226ZM31 193H30V195H31ZM105 193H106V191H105ZM122 193H123V192H122ZM150 193H151V192H150ZM153 193H154V192H153ZM255 193H256V192H255ZM1 194H2V193H1ZM6 194H7V193H6ZM18 194H19V193H18ZM20 194H21V193H20ZM33 194H34V193H33ZM147 194H148V192H147ZM175 194H176V193H175ZM193 194H194V193H193ZM212 194H213V193H212ZM238 194H239V193H238ZM21 195H22V194H21ZM148 195H149V194H148ZM203 195H204V194H203ZM206 195H207V194H206ZM215 195H216V194H215ZM219 195H220V194H219ZM229 195H230V194H229ZM232 195H233V194H232ZM232 195H231V196H232ZM261 195H262V194H261ZM7 196H8V195H7ZM34 196H35V195H34ZM36 196H37V195H36ZM59 196H60V195H59ZM133 196H134V195H133ZM152 196H153V195H152ZM155 196H156V195H155ZM198 196H199V195H198ZM221 196H222V195H221ZM21 197H22V196H21ZM81 197H82V196H81ZM116 197H117V196H116ZM120 197H121V196H120ZM202 197H203V196H202ZM204 197H205V196H204ZM216 197H217V196H216ZM4 198H5V195H4ZM6 198H7V200H8V197H6ZM6 198H5V200H6ZM10 198H11V197H10ZM10 198H9V199H10ZM12 198H13V197H12ZM12 198L10 199L11 202H12ZM19 198H20V197H19ZM34 198H35V199H34ZM44 198H45V199H44ZM60 198H61V196H60ZM109 198H110V197H109ZM150 198H151V196H150ZM195 198H196V197H195ZM257 198H258V197H257ZM259 198H260V197H259ZM261 198H262V197H261ZM14 199H15V197L13 198V201H14ZM22 199H21V200H22ZM36 199H38V203H35V202H37ZM47 199H48V201H47ZM105 199H106V198H105ZM166 199H167V198H166ZM211 199H212V198H211ZM232 199H233V198H232ZM2 200H3V198L0 199V202H1ZM7 200H6V201H7ZM19 200H20V199H19ZM39 200H41V201H39ZM59 200H60V199H59ZM88 200H89V199H88ZM142 200H143V199H142ZM199 200H200V199H199ZM207 200H208V199H207ZM221 200H222V199H221ZM27 201H28V200H27ZM55 201H56V200H55ZM173 201H174V200H173ZM173 201H172V202H173ZM193 201H194V200H193ZM193 201H192V202H193ZM200 201H201V200H200ZM203 201H205V200H203ZM229 201H230V200H229ZM243 201H244V200H243ZM252 201H253V200H252ZM2 202H3V201H2ZM18 202H19V201H18ZM60 202H61V201H60ZM64 202H65V201H64ZM67 202H68V201H67ZM82 202H83V200H82ZM82 202H81V203H82ZM95 202H96V201H95ZM126 202H127V201H126ZM142 202H143V201H142ZM4 203H5V201H4ZM19 203H20V202H19ZM22 203H21V204H22ZM174 203H175V202H174ZM256 203H257V202H256ZM5 204H6V203H5ZM13 204H18V203H16V202L13 203V202H12V205H13ZM24 204H23V205H24ZM51 204L54 205V204H57V202H51ZM141 204H142V203H141ZM143 204H145V203H143ZM156 204H157V203H156ZM165 204H166V203H165ZM172 204H173V203H172ZM176 204H177V203H176ZM187 204H188V203H187ZM196 204H197V203H196ZM198 204H199V203H198ZM7 205H8V204H7ZM29 205H31V206H29ZM49 205H50V204H48V206H49ZM57 205H58V204H57ZM59 205H60V204H59ZM68 205H69V204H68ZM104 205H105V204H104ZM234 205H235V204H234ZM253 205H254V204H253ZM44 206H45V205H44ZM54 206H55V205H54ZM64 206H65V204H64ZM66 206H67V205H66ZM167 206H168V204H167ZM182 206H183V205H182ZM208 206H209V205H208ZM257 206H258V205H257ZM8 207H9V206H8ZM16 207H17V206H16ZM20 207H21V206H20ZM20 207H19L18 209H20ZM46 207H47V206H46ZM192 207H193V206H192ZM197 207H198V206H197ZM197 207H194V208H197ZM199 207H200V206H199ZM226 207H227V206H226ZM261 207H262V205H261ZM21 208H22V207H21ZM32 208H33V207H32ZM32 208H31V209H32ZM65 208H66V207H65ZM140 208H141V207H140ZM140 208H139V209H140ZM142 208H143V207H142ZM150 208H151V206H150ZM154 208H155V207H154ZM159 208H160V207H159ZM184 208H185V207H184ZM219 208H220V207H219ZM233 208H234V207H233ZM257 208H258V207H257ZM263 208H264V207H262V210H264ZM12 209H13V207H12ZM18 209H17V210H18ZM37 209H38V208H37ZM42 209H44V208H42ZM48 209H49V207H48ZM51 209H52V208H51ZM51 209H50V210H51ZM53 209H55V208H53ZM53 209H52V210H53ZM146 209H147V208H146ZM182 209H183V207H182ZM190 209H191V208H190ZM225 209H226V208H225ZM10 210H11V209H10ZM20 210H21V209H20ZM134 210H135V209H134ZM147 210H149V209H147ZM155 210H156V209H155ZM166 210H167V209H166ZM195 210H196V212L198 213L200 209H198V210L195 209ZM208 210H209V209H208ZM214 210H215V209H214ZM238 210H239V208H238ZM5 211H6V210H5ZM33 211H34V210H33ZM101 211H102V210H101ZM128 211H129V210H128ZM131 211H132V210H131ZM135 211H136V210H135ZM177 211H178V210H177ZM182 211H184V210H182ZM206 211H207V210H206ZM3 212H4V211H3ZM11 212H12V211H11ZM22 212H26V211L23 210ZM40 212H41V211H40ZM61 212H62V211H61ZM64 212H65V211H64ZM64 212H63V213H64ZM67 212H68V211H67ZM81 212H82V211H81ZM94 212H95V211H94ZM106 212H107V211H106ZM117 212H118V211H117ZM185 212H186V211H185ZM192 212H195V211H193V209H192ZM41 213H42V212H41ZM54 213H55V212H54ZM78 213H79V212H78ZM84 213H85V212H84ZM95 213H96V212H95ZM99 213H101V212H99ZM144 213H145V211H144ZM149 213H150V212H149ZM199 213H200V212H199ZM199 213H198V214H199ZM201 213H202V212H201ZM201 213H200V215H201ZM211 213H213V212H211ZM236 213H237V212H236ZM261 213H262V212H261ZM2 214H3V213H2ZM32 214H34V213H32ZM35 214H36V213H35ZM37 214H38V212H37ZM37 214H36V215H37ZM48 214H49V213H48ZM56 214H57V213H56ZM68 214H69V213H68ZM74 214H75V213H74ZM88 214H89V213H88ZM101 214H103V213H101ZM130 214H132V213H130ZM135 214H136V213H135ZM138 214H139V213H138ZM182 214H183V213H182ZM226 214H227V213H226ZM246 214H247V213H246ZM263 214H264V213H263ZM4 215H5V214H4ZM6 215H7V214H6ZM18 215H19V214H18ZM27 215H28V214H27ZM27 215H26V216H27ZM75 215H76V214H75ZM107 215H108V214H107ZM116 215H117V214H116ZM133 215H134V214H133ZM136 215H137V214H136ZM150 215H151V214H150ZM167 215H168V214H167ZM187 215H188V214H187ZM19 216H20V215H19ZM56 216H57V215H56ZM67 216H69V215H67ZM85 216H86V215H85ZM100 216H101V215H100ZM123 216H124V215H123ZM123 216H122V218H123ZM131 216H132V215H131ZM180 216H181V215H180ZM1 217H2V216H1ZM4 217H5V216H4ZM7 217H8V216H7ZM62 217H63V216H62ZM74 217H75V216H74ZM89 217H90V216H89ZM105 217H106V216H105ZM116 217H117V216H116ZM137 217H138V216H137ZM137 217H136V218H137ZM147 217H148V216H147ZM153 217H155V216H153ZM173 217H174V216H173ZM204 217H205V216H204ZM221 217H222V216H221ZM227 217H228V216H227ZM11 218H12V217H11ZM32 218H33V217H32ZM38 218H39V217H38ZM43 218H44V217H43ZM67 218H68V217H67ZM70 218H72V216H71ZM83 218H84V217H83ZM118 218H119V217H118ZM129 218H130V216H129ZM168 218H169V217H168ZM208 218H209V219H205V220H206V221H209L211 217H209V215H208ZM248 218H249V216H248ZM248 218H246V219L248 220ZM53 219H54V218H53ZM53 219H52V220H53ZM57 219H58V218H57ZM101 219H103V218L101 217ZM119 219H120V218H119ZM124 219H125V218H124ZM166 219H167V218H166ZM211 219H212V218H211ZM12 220H13V219H12ZM33 220H34V219H33ZM71 220H72V219H71ZM87 220H88V219H87ZM99 220H100V219H99ZM106 220H107V219H106ZM113 220H114V219H113ZM113 220L111 219V221H113ZM130 220H132V219H130ZM130 220H129V221H130ZM134 220H135V219H134ZM168 220H169V219H168ZM172 220H173V219H172ZM227 220H228V219H227ZM234 220H235V219H234ZM237 220H239V219H237ZM244 220H245V219H244ZM8 221H9V220H8ZM34 221H35V220H34ZM38 221H39V220H38ZM55 221H57V220H55ZM58 221H59V220H58ZM60 221H61V220H60ZM62 221H63V220H62ZM104 221H105V220H103V222H104ZM115 221H116V220H115ZM115 221H114V222H115ZM120 221H121V220H120ZM122 221H123V220H122ZM125 221H126V219H125ZM129 221H128V223H129ZM150 221H152V220H149V222H150ZM175 221H176V220H175ZM239 221H240V220H239ZM241 221H242V218H241ZM5 222H6V221H5ZM11 222H12V221H11ZM14 222H15V221H14ZM23 222H24V221H23ZM23 222H22V223H23ZM65 222H66V221H65ZM65 222H64V223H65ZM100 222H101V221H100ZM100 222H99V223H100ZM103 222H102V223H103ZM105 222H106V221H105ZM107 222H108V221H107ZM131 222H132V221H131ZM152 222H153V221H152ZM212 222H213V221H212ZM225 222H226V221H225ZM17 223H18V222H17ZM30 223H32V222H30ZM43 223H44V222H43ZM43 223H42V224H43ZM52 223H53V222H52ZM94 223H96V222H94ZM118 223H120V222H118ZM132 223H133V222H132ZM140 223H141V222H140ZM145 223H146V222H145ZM227 223H228V222H227ZM237 223H238V222H237ZM239 223H240V222H239ZM242 223H243V222H242ZM245 223H246V222H245ZM40 224H41V223H40ZM42 224H41V225H42ZM46 224H48V222H47ZM65 224H66V223H65ZM91 224H93V222H90V224H88V225H91ZM109 224H110V223H109ZM153 224H154V223H153ZM153 224H152V225H153ZM176 224H177V222H176ZM197 224H198V223H197ZM212 224H213V223H212ZM246 224H248V223H246ZM4 225H5V224H4ZM23 225H24V223H23ZM28 225H29V224H28ZM32 225H33V224H32ZM49 225H50V224H49ZM70 225H71V224H70ZM85 225H86V227L83 226V225H80V226H81V227H85V228H87L88 225H87V224H85ZM94 225H95V226H96V225L98 226V224H93L92 226L94 227ZM114 225H115V224H114ZM121 225H122V224H121ZM244 225H245V224H244ZM258 225H259V224H258ZM92 226H91V227H92ZM105 226H106V225H105ZM116 226H117V225H115V227H116ZM164 226H165V225H164ZM173 226H174V224H173ZM177 226H178V225H177ZM219 226H220V225H219ZM26 227H27V226H26ZM41 227H42V226H41ZM68 227H69V226H68ZM89 227H90V226H89ZM93 227H92V228H93ZM111 227H112V225H111ZM146 227H147V226H146ZM150 227H151V225H150ZM161 227H162V226H161ZM239 227H240V226H239ZM30 228H31V227H30ZM44 228H46V227H44ZM55 228H56V227H55ZM97 228H98V227H97ZM113 228H114V226H113ZM117 228H118V227H117ZM214 228H215V227H214ZM225 228H226V227H225ZM235 228H236V227H235ZM12 229H13V228H12ZM39 229H40V228H39ZM49 229H50V228H49ZM49 229H48V230H49ZM82 229H83V228H82ZM89 229H90V228H89ZM165 229H166V228H165ZM165 229H164V230H165ZM171 229H172V228H171ZM207 229H208V228H207ZM209 229H210V228H209ZM7 230H8V229H7ZM40 230H42V229H40ZM44 230H45V229H44ZM51 230H52V229H51ZM54 230H55V229H54ZM145 230H146V229H145ZM149 230H150V228H149ZM172 230H173V229H172ZM181 230H182V229H181ZM184 230H185V229H184ZM189 230H190V229H189ZM193 230H194V229H193ZM216 230H217V229H216ZM233 230H234V229H233ZM26 231H28V230H26ZM63 231H64V230H63ZM170 231H171V230H170ZM200 231H201V230H200ZM217 231H218V230H217ZM238 231H239V230H238ZM23 232H24V231H23ZM31 232H32V231H31ZM42 232H43V231H42ZM46 232H48V231L46 230ZM72 232H73V231H72ZM148 232H149V231H148ZM152 232H153V231H152ZM177 232H178V231H177ZM182 232L185 233V231H182ZM227 232H228V231H227ZM229 232H230V231H229ZM244 232H245V231H244ZM0 233H1V232H0ZM20 233H21V232H20ZM25 233H27V232H25ZM29 233H30V231H29ZM88 233H89V232H88ZM140 233H141V232H140ZM171 233H172V232H171ZM180 233H181V232H180ZM187 233H188V232H187ZM208 233H209V232H208ZM30 234H32V233H30ZM51 234H52V233H51ZM146 234H147V233H146ZM181 234H182V233H181ZM231 234H232V233H231ZM34 235H35V234H34ZM46 235H47V234H46ZM67 235H68V234H67ZM111 235H112V234H111ZM172 235H173V234H172ZM220 235H221V234H220ZM242 235H243V234H242ZM2 236H3V235H2ZM10 236H11V235H10ZM10 236H9V237H10ZM14 236H15V235H14ZM24 236H25V235H24ZM48 236H49V235H48ZM60 236H61V235H60ZM129 236H130V235H129ZM148 236H149V235H148ZM152 236H153V235H152ZM182 236H183V235H182ZM0 237H1V236H0ZM36 237H37V236H35V238H36ZM38 237H39V236H38ZM43 237H44V236H43ZM50 237H51V236H50ZM53 237L55 238V236H53ZM81 237H82V236H81ZM149 237H150V236H149ZM196 237H197V236H196ZM207 237H208V236H207ZM225 237H226V236H225ZM1 238H2V237H1ZM18 238H19V237H18ZM27 238H28V237H27ZM33 238H34V237H33ZM45 238H46V237H45ZM125 238H126V237H125ZM150 238H151V237H150ZM172 238H173V237H172ZM184 238H185V236H184ZM193 238H194V237H193ZM197 238H198V237H197ZM261 238H262V237H261ZM15 239H16V238H15ZM49 239H50V238H49ZM80 239H81V238H80ZM168 239H169V238H168ZM168 239H167V240H168ZM223 239H224V238H223ZM234 239H235V238H234ZM245 239H246V238H245ZM249 239H250V238H249ZM254 239H255V238H254ZM7 240H8V239H7ZM20 240H21V239H20ZM56 240H57V239H56ZM63 240H64V239H63ZM127 240H128V239H127ZM182 240H183V239H182ZM186 240H187V239H186ZM202 240H203V239H202ZM210 240H211V239H210ZM212 240H213V239H212ZM15 241H16V240H15ZM27 241H28V240H27ZM124 241H125V240H124ZM149 241H151V240H149ZM149 241H148V242H149ZM239 241H241V239H240ZM11 242H12V241H11ZM13 242H14V239H13ZM17 242H18V240H17ZM32 242H33V241H32ZM64 242H65V241H64ZM114 242H115V241H114ZM146 242H147V241H145V243H146ZM160 242H161V241H160ZM178 242H179V241H178ZM199 242H200V241H199ZM227 242H228V241H227ZM235 242H236V241H235ZM26 243H27V242H26ZM43 243H44V241H43ZM65 243H67V242H65ZM65 243H64V244H65ZM122 243H123V242H122ZM130 243H131V242H130ZM149 243H150V242H149ZM152 243H153V242H152ZM190 243H191V242H190ZM0 244H1V243H0ZM2 244H3V242H2ZM23 244H24V243H23ZM32 244H33V243H32ZM35 244H36V243H35ZM54 244H55V243H53V245H54ZM107 244H108V243H107ZM166 244H167V243H166ZM227 244H228V243H227ZM104 245H105V244H104ZM142 245H144V244H142ZM147 245H148V243H147ZM147 245H146V246H147ZM161 245H162V244H161ZM161 245H160V246H161ZM187 245H188V243H187ZM199 245H200V244H199ZM199 245H198V246H199ZM204 245H205V244H204ZM210 245H211V243H210ZM232 245H233V244H232ZM237 245H238V244H237ZM36 246H37V245H36ZM44 246H45V245H44ZM50 246H51V245H50ZM67 246H69V245H67ZM73 246H74V245H73ZM127 246H128V245H127ZM129 246H130V245H129ZM148 246H149V245H148ZM167 246H168V245H167ZM4 247H6V245H5ZM37 247H38V246H37ZM37 247H36V248H37ZM48 247H49V246H48ZM131 247H132V246H131ZM141 247L144 248V246H141ZM149 247H151V246H149ZM149 247H148V248H149ZM157 247H158V246H157ZM190 247H191V246H190ZM202 247H203V246H202ZM221 247H222V246H221ZM0 248H3V247L1 246ZM7 248H8V247H7ZM13 248H14V247H13ZM41 248H42V247H41ZM55 248H56V247H55ZM63 248H64V247H63ZM67 248H69V247H67ZM148 248H147V249H148ZM209 248H210V246H209ZM18 249H19V248H18ZM57 249H58V248H57ZM151 249H152V248H151ZM201 249H202V248H201ZM240 249H241V248H240ZM67 250H69V249H67ZM82 250H83V249H82ZM123 250H126V249H123ZM149 250H150V249H149ZM152 250H153V249H152ZM157 250H158V249H157ZM248 250H249V249H248ZM260 250H261V249H260ZM8 251H9V250H8ZM20 251H21V250H20ZM27 251H28V250H27ZM57 251H58V250H57ZM129 251H130V250H129ZM144 251H145V250H144ZM10 252H11V251H10ZM24 252H25V251H24ZM81 252H82V251H81ZM91 252H92V251H91ZM120 252H121V251H120ZM148 252H150V251H147V253H148ZM151 252H152V251H151ZM156 252H157V251H156ZM191 252H192V251H191ZM48 253H49V252H48ZM48 253H47V254H48ZM65 253H66V252H65ZM118 253H119V252H118ZM145 253H146V252H145ZM145 253H144V254H145ZM147 253H146V254H147ZM194 253H195V252H194ZM243 253H244V252H242V254H243ZM11 254H12V253H11ZM71 254H72V253H71ZM71 254H70V255H71ZM80 254H81V253H80ZM88 254H89V253H88ZM122 254H123V253H122ZM133 254H134V253H133ZM139 254H140V253H139ZM150 254H151V253H149V255H150ZM171 254H172V253H171ZM209 254H210V253H209ZM236 254H237V253H236ZM236 254H235V255H236ZM238 254H239V253H238ZM262 254H263V253H262ZM13 255H14V254H13ZM28 255H29V254H28ZM83 255H84V254H83ZM116 255H117V254H116ZM191 255H192V254H190V256H191ZM193 255H194V254H193ZM200 255H201V254H200ZM203 255H204V254H203ZM227 255H228V254H227ZM235 255H234V256H235ZM30 256H31V255H30ZM84 256H85V255H84ZM134 256L137 257V255H133V257H134ZM155 256H156V255H155ZM186 256H188V255H186ZM198 256H199V255H198ZM205 256H206V255H205ZM208 256H209V255H208ZM212 256H213V255H212ZM212 256L210 255V260H211V257H212ZM4 257H6V256H4ZM13 257H14V256H13ZM28 257H29V256H28ZM75 257H76V255H75ZM130 257H131V256H130ZM144 257H145V256H144ZM149 257H151V255H150ZM161 257H162V256H161ZM172 257H173V256H172ZM203 257H204V256H203ZM214 257L216 258L215 254H214ZM214 257H213V258H214ZM35 258H36V257H35ZM43 258H44V257H43ZM185 258H186V257H185ZM185 258H184V259H185ZM187 258H188V257H187ZM194 258H195V257H194ZM199 258H200V257H199ZM215 258H214V259H215ZM5 259H6V258H5ZM9 259H10V258H9ZM41 259H42V258H41ZM63 259H64V258H63ZM63 259H62V260H63ZM101 259H102V258H101ZM133 259H134V258H133ZM133 259H131V260H133ZM138 259H139V258H138ZM190 259H191V257H190ZM190 259H188V261H189ZM201 259H203V258L201 257ZM207 259H208V258H207ZM214 259H213V260H214ZM228 259H229V258H228ZM263 259H264V258H263ZM24 260H25V259H24ZM35 260H36V259H35ZM37 260H38V259H37ZM99 260H100V259H99ZM99 260H98V261H99ZM105 260H106V259H105ZM149 260H153V259L150 258ZM195 260L197 261V258H196ZM65 261H66V260H65ZM65 261H64V262H65ZM68 261H69V260H68ZM68 261H67V262H68ZM101 261H102V260H101ZM116 261H117V260H116ZM140 261H141V260H140ZM154 261H156V260H154ZM154 261H152L151 263H152V264H158L157 262H154ZM182 261H183V260H182ZM185 261H187V259H185ZM196 261H195V262H196ZM200 261H201V260H198V262L195 263V262H194V259H193L192 262H194V263H192V264H205L206 262H208V264H209V261H206V260L204 261V260H203L205 263L200 262ZM1 262H2V261L0 260V263H1ZM29 262H30V261H29ZM132 262H133V261H132ZM147 262H148V261H147ZM172 262H173V261H172ZM172 262H171V264H172ZM174 262H176V261L174 260ZM211 262H212V261H211ZM217 262H218V260H217ZM3 263H5L4 260H3ZM10 263H11V262H10ZM10 263H8V264H10ZM13 263H14V262H13ZM36 263H37V262H36ZM97 263H98V262H97ZM99 263H100V262H99ZM106 263H107V262H106ZM127 263H128V262H127ZM127 263H126V264H127ZM144 263H145V262H144ZM163 263H164V261H163ZM183 263H184V262H183ZM215 263H216V261H215ZM261 263H262V262H261ZM1 264H2V263H1ZM136 264H137V263H136ZM139 264H140V263H139ZM149 264H150V261H149ZM160 264H161V262H160ZM168 264H169V263H168ZM173 264H175V263H173ZM189 264H190V263H189ZM212 264H213V263H212ZM218 264H219V263H218Z\"/></svg>",
  "mask_w": 264,
  "mask_h": 264
}]
</instances>
